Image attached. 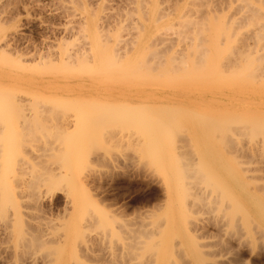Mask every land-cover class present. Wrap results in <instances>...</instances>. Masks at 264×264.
Segmentation results:
<instances>
[{"label":"rangeland","instance_id":"rangeland-1","mask_svg":"<svg viewBox=\"0 0 264 264\" xmlns=\"http://www.w3.org/2000/svg\"><path fill=\"white\" fill-rule=\"evenodd\" d=\"M77 1L79 4L77 3ZM131 1H133L134 4ZM152 1H154V3L157 2V3H155L156 4L155 12H156V9H158V7H159V10L162 9L160 11L161 13H159V10H157L156 13L154 12V16L156 14L154 22H155V25L158 26L157 30L151 32L152 34L151 33L149 34L150 40L148 42L150 44L147 43V46L146 45L144 46V47H146V49L140 48L141 51H140V49L137 50V48L139 47V46H137L138 43L134 44L133 45L134 47L131 48V47H129L132 44L130 42L133 41V39L137 40L138 37L140 36L139 34H142V32L144 33V29L142 27L147 25L148 22L150 21L149 16L151 14H149V11H151L150 9L151 8L153 9L154 5H155ZM172 1L173 2H171V0H162V1L161 0L160 1L159 0H145L144 1L145 4H142V6L145 9V11L147 9V11L145 12L146 13V19H148L149 21L148 20L146 21V19H144L143 15L141 14V12H143L144 9L142 8L143 10L141 12L139 11V9H141V7H142V6H140V4L144 3V2H142V0L141 1L139 0V3L141 2L140 4L138 3V0H0V28H1L0 29V38L1 37L5 38L6 41L8 40L7 44L8 43L10 44V45L5 44V46H3L4 45L3 43H6V42L4 39L2 40V38L0 39L1 40L0 44L3 47L2 48L0 45V50H1L0 51V95H4V97L0 96V99L3 98L2 100H4L6 98V100H4L3 102L5 103L6 108H9L8 109L9 112H10V110H12L14 108H15V112H17V113L14 112L15 114L12 112L14 115V117H13V115H11V112L9 114L8 110L6 109L7 112L5 111V114L6 115H7V113L9 114V116L7 115L8 118L11 115L12 120L10 118L8 119L5 116V119L8 120L9 123L7 121H5V122L3 121L4 123L2 122V124H3L2 125L0 122V124H1L0 127H5V129H4L5 131L2 132L3 134H0V135H2V136H0V140H1V142H0V149H1L0 153L3 151L2 154H0V163L2 161L4 162V160H5L4 158H6V157L9 160V162L7 161L8 166H7V164H5V162L4 163L2 162L3 163V164H1L3 167L2 172L4 174L5 170L9 168L8 169L9 173H7V177H8L7 179H8V184H10L9 185L10 188H12L13 192H15L14 193L15 194L14 200H15L16 206H17L18 210H20V212H19L20 215H21V213L25 214V215L22 214V216H23L22 218H23L24 223L30 224V222H31L32 223L31 225H34V222L36 225L41 220L42 222H40V223L49 222L50 223L49 225L57 226V225H62L61 223L65 222L68 219V216L66 219V217H65L66 213L63 210V208H64V206H63L64 205V196L62 197V194H56L52 198L51 197L47 198L48 197L47 195H46V197L43 196L45 193H47V191L52 190L53 188L55 189V188L63 187L61 189H64V187H66L64 190L70 191V192H75L77 187H75V185L73 183V179L79 178L80 176L91 177L92 179H95L97 181L95 183L96 185L98 184L97 185V187H98L97 192H99L100 196H104V198H106L104 200V202L106 204L110 203L111 206L109 205L108 209H112V208H113V210L116 209L115 210L116 213H115V215H113V217L107 218V223L109 224L107 226L104 222L103 223L105 225H101L100 219L96 218L97 223L95 221V224H93L91 227H87V228L85 227L86 229L84 228L83 235L80 236V238L84 237L85 240L87 239V241L90 243V245L93 244L91 246L92 247L91 251L93 254H95V258L92 261V264H110V263L111 264H113V263L118 264L119 263L118 260L120 257L118 258V255L116 257L115 256L116 254H114L115 250H117L116 248L121 246V244H124V242L130 238V235H131V237H133L135 234L134 232H137L143 228V227L141 228V224H140L141 221L142 222H148V223L149 222L153 223L154 221L157 222L158 220L163 219V217L165 216L164 212L166 213V211H167V214L170 213L171 219L176 220L179 223V225L181 227L179 229H181V232L184 233L185 235L187 234L186 233L187 231H185V230H186V228L188 229L190 225L199 224L200 222H204V224L211 222L212 218L214 216H216V214L218 215L217 212L221 213L220 207L224 206L223 203L225 204V202L223 201L224 199H221L222 197H225V194L223 193V191L224 192L226 191L227 193H228V191H231L233 193L232 195L234 197H235V194L242 191L239 189L240 186H238L239 190L237 189L238 190L237 192L234 191V190H236L235 188H237V187H235V173H239L240 176L242 174H244L241 177H242V180L244 182L246 181L245 187H247V189L249 188L250 189V190L248 189L249 191H251V192L255 191L254 193H256L257 195H259V194L261 196L264 195V168H263L264 167V160H263L264 154L262 153V151L264 150V143L261 140L254 141V139L249 140L247 138L249 140L248 142H250V144L248 143V145H247V141H246V144L244 143L246 137H243L244 141L242 140V138H240V141L238 138H236V139H238L237 142L239 144L242 143V146H243V144H245L244 147H248V146L254 144V145L258 146V148L253 147V149L257 148L256 149L257 151L252 150L253 152L254 151L257 152V153L254 152L255 154L252 153V151H251V152H249V154H250L249 156H248V154L245 155V158H243L244 155L241 156V154H240V156H241L240 158H239V154H237V157L235 158L236 155H234V157L232 156V153L234 154V152L231 153L230 150H228L229 147L226 148L227 145H226V147L222 146V143L226 144L225 142H223L222 140H221L222 141L221 142L219 138H218L219 142L216 140V137H217L216 135H218V133L215 132V130H212V134H213V136H215V138L212 137V134L210 135L209 132H211L210 130L213 128L212 125H211L210 129H207L210 126H205V125H202L203 127L201 125H180L181 127H184V128H180L183 131H181V133H179L177 135L180 136L182 134L180 138H182V137L186 138L185 140L183 138V141H182L178 136L176 137V138L180 139V141H179L180 144H184V145H180L179 143H174L172 141L173 139H176L174 136L175 135L174 133L180 132V129H178L179 131L177 130V128L180 127L178 125H175L174 127L167 125L166 126L167 128L165 127L164 129H162V131L163 130L165 131V129L168 130L167 133L163 134L164 136L162 135L163 137H165L166 134L168 137L169 134L173 130V132H174V133L172 132V136H174L173 139H172L171 135L168 137L170 140H168V139L165 140L164 138L159 139L160 137H162L161 134L159 133L160 137L157 138L158 140L156 139V141H157L156 142L155 140H152V139L150 140L149 136L152 138H155L154 136L158 132H156V134H154V136H152L153 135L152 130H149V132H146V133L144 132L143 128L145 127V129H146V126H147V129H148V128H150L149 127L150 125H140L141 127L143 126V128H141L139 125H137V126L136 125H129V128H128V125H126V126L121 125L120 123H118L119 121L117 122V117L119 116L118 115L119 112L115 109H119L122 105H124L128 102L133 103L135 101H144V102H151V103L158 105V104L163 103L164 101H167V100L170 102H181V101L188 102V103H185V105H184L185 108L197 110L201 113H204V115L220 116V117H222V116L223 117L235 116V118L237 120L240 119V121L244 122L245 125L252 124V123L254 124V122H255V124L256 123L259 124L260 122H262L264 120V72H263L264 60H262V59H264L263 58L264 55L261 56V54H260L261 52H263V54H264V47L262 45H260V44L264 45V39L261 36L264 33V29H263L264 27L262 28V26L259 25L260 23L263 24L264 20L261 18V21H263V23H262L261 21H259L260 17L258 16L259 17V19H258L257 15L255 16L249 10H247L249 12H247V11L244 12V9L246 10V8H247L245 5L246 1H248L247 3L253 4L254 7H256V6L260 7V10L262 9V12H264L263 11L264 1L259 0V2H258V0H257V2H256V0H233V1H235V2H233L231 0H225L226 2H224L223 0H220L218 2L221 5H219L216 0L215 1L211 0V3L209 2V0L208 1L204 0L205 4H206V2L210 3V4H207L205 6L203 5L204 3L201 5L202 0H200L201 2L199 0H196L195 2L193 0H190V2H189V0H172ZM260 1H261V3H260ZM127 2H128V5L130 3L132 5L130 4L128 6ZM146 2H148V3H146ZM193 2L195 4L196 3L197 4L195 5ZM213 2L215 3V5L216 4H218V5H216V6L213 5L212 4ZM220 2H222V3L224 2V4L222 5V3H220ZM150 3H151V6H153V7L150 6ZM241 4H242V6H241ZM148 5L150 7H148ZM174 5H176V7ZM191 6H194V7H191ZM198 6L201 9L204 8L201 11H205V13L203 12V14H201L202 12L200 11L201 12L200 14L203 17L207 16L208 18L205 17L206 20L211 18L210 17L211 14L213 16V18H211L212 21H215L216 19H214L215 18L214 15H217L219 13V17L222 14L221 17L224 18L225 14L228 15V13H230L228 16L231 18H229V17L227 18V19H230V23L228 22V20H226V21L228 22L229 25H233V29L236 26V29L234 31L235 36H233V37H235V38L243 37V38H241V39L239 38L238 39V40H240L239 42L236 41L238 46L234 42V44L236 45L234 47L238 51L235 49V50H233V52L235 51L236 56L239 55V56H237V59L236 58L234 59L233 58L234 54H232V55H230V58H232V60L231 59H230V61L227 60V65H226V63L223 65L229 66L228 62H230V63L233 62V59L237 60V63L234 66L235 70H236V68L238 69V67H237L238 64H240V62H241V64L239 65V70L241 68L242 69L240 71L238 70L239 72H237V73L242 75V74L247 72L246 70L250 69L251 67L253 68V66H256V64L253 65L254 62H255L256 58H259V56H261L262 57V58L260 57L261 60L259 58V59H257L258 62L257 61L256 62L257 63L262 62L261 64H259V66L262 65V67L260 68L257 64V68L258 69L260 68L261 70L262 69L263 70L259 73L260 69H259V71L258 70L255 71L256 67H254L255 69L254 68H253L254 70L252 69L253 73H250L252 70L251 71L248 70V72L245 75H242V78H244V77L246 78L247 75L249 77V75H251V74H253L252 76H255V74H256L257 76H255V77H257V79H255V77H252V76H250L249 78L247 77L248 79H241L240 75H238V78H236L234 75L236 73V71L235 72L233 71L234 72V74H232L233 76H231V74L230 75L227 74V71H225L224 66L220 65L219 63H221L220 60H222V57L224 58L225 55L229 51L225 55H223L221 57V59H217L215 62H213L212 63L213 65H211V64H210L211 66L208 65V67H210V69H208L210 72L206 69V67H207V66L205 67L206 64L205 65L203 63L200 64V65H202V67L204 65V68L206 69L204 72L205 77L202 74L204 68L200 72L201 74L197 73L199 70L197 72L195 71V70H197V68H199V67H197L198 66L197 64L200 63L199 58H198L199 55L195 56V57H197L196 59H198L197 61L199 63L197 62V64H196L197 68H194L195 66L192 68H194L196 75L198 74L201 76L200 77L196 76L195 73L192 72L193 70L190 68V66H192V65L189 64L190 61L192 62V60H193L192 57H194V55H195L192 52V50H193V48H194V50L198 49V48L195 49V46H194L195 44H198L197 46H199V48H200V45H199L200 43H199V41L197 42V40H198L197 38L199 36L197 38H195V35H192V34L195 33V32L193 33V31L195 29L201 30V29H199L200 25H201L200 27L202 28V30H204V27L202 25H203V23H205V24L207 23L205 21V19L203 20V18H202V20H201V17H202L201 15L199 17V11H197V10H200V9ZM209 6L210 7L213 6V8L215 7V9L219 8V6H220V7H222L221 10L223 9V10H225V12H222L221 10H219L220 9L219 8V9H217L218 12L213 13L210 11L211 13H209L207 10H212V7L210 9ZM225 6H227L228 8H225ZM80 7H82V8H80ZM130 7H132V8H130ZM207 7H208V9H207ZM237 7H238V9H237ZM167 8H168V12H167ZM169 8L171 9L170 11H169ZM241 8H242V10H241ZM132 9L134 12L132 11ZM205 9H207V10H205ZM231 9H232V12L235 10L234 13H236V11H237V13L240 14L239 15L236 13L237 16L234 14L235 20L236 19H242V20H240L241 22H243L244 20H247V18L250 20V18H251L250 15H252V17H254V16L257 17L256 20L254 19L255 23H257V24L259 22L260 23L258 25L254 24L253 23L254 21L252 19L251 20L252 23L250 21L249 22L251 24H254L255 26L254 25L250 26V23L246 22V24L242 23L241 24L242 26L239 24V26H241V28H238L239 26L237 25L236 22H235V26H234V24H232L233 22H231V20L234 18L233 13L231 15ZM213 11H214V9H213ZM241 11L244 12L245 14H242ZM91 12H92V14H91ZM181 12H184L183 14H185V16ZM207 12L210 14V15L208 14L209 16L206 15ZM262 12H259V14ZM223 13H224V15H223ZM246 13H248V15ZM116 14H117V16H116ZM161 14H163V15H161ZM192 14H194L195 16ZM255 14H257V13H255ZM128 15H129V18H128ZM159 15H161V16H159ZM178 15H181V16H178ZM197 15H198V17H197ZM105 16H106V18H104ZM260 16H264V14H262V15L260 14ZM91 17H95V22H99V23H96L97 26H96L95 30L98 29L97 35L102 34L103 40H101L100 42L103 41V43H101V44L104 45V47L108 46V48L107 49L105 48V49L109 50V48H110V50H112V54L115 51H116L115 53H119V54L121 52L122 54H120V55H122L123 57L125 56L124 59L119 54L114 53V55L117 56V58H118V55L122 58L121 59L119 57L120 63L122 62V60L124 61V62H122L124 65L127 63L128 66L125 68H127L128 70L131 69L129 71H131V72H133L134 70L136 72L138 71L136 74H134L135 72H133L131 74V72H129V71L127 72L126 69L124 71V68L122 70L124 71V73L125 72L126 73L123 74V72H120L121 69H119V67L118 68L116 67V69L113 68L114 70H111L110 72L108 71V73L105 71H99L100 72L99 73V72H96L97 70L95 71V69H94V71L92 70V72H88V70H86V72H85V70H82V68H81L82 66L80 67L79 63L76 64V62L73 60H72L73 62H68L71 60L67 61V58L69 59L68 55L74 54V57H75L74 52H77L78 55H81L83 53V51L85 53L90 52V50H91V39H88L87 37L83 38L84 37V34H83L84 31H82L83 30L82 26H83L84 22H87ZM186 17H188V19H190V20H191V18L192 19L195 17L196 18L194 20H191V22L194 21V23H191L190 26H187L190 22H187L188 24L186 25V23H185L186 22L185 19H187ZM189 17H191V18H189ZM217 17H218V15H217ZM226 17L227 16H225V19H226ZM125 18H126V20H125ZM159 18H161V19H159ZM198 18L201 21H199ZM223 18H221V19H223ZM128 19H129V22H127ZM188 19H187V21H188ZM107 20L110 23V24L108 23L109 26L106 23V22H108ZM131 20H132V22L130 24ZM183 20L185 22H183ZM195 20L199 24L202 23V21H204V22L199 25L195 22ZM144 21H146V23ZM240 21L239 22L237 21V22L240 23ZM257 21H259V22H257ZM133 22L134 23L137 22V23H135L137 26ZM168 23L173 24V25H170V28L172 26L171 29L169 28V26H167ZM183 23L187 27L190 28V31H191L192 27L194 28V29L192 28V33L190 31H188L189 28L188 29L185 28L186 26ZM195 23L198 26L197 25L194 26ZM114 24H115V26H114ZM192 24H193V26H192ZM76 25H78L79 27ZM101 25H103L104 28ZM106 25H107V27H110V29L112 27L113 28L110 30L109 28L106 27ZM206 25H208V23ZM263 26H264V24H263ZM140 27L142 28V31H141ZM164 27L166 28V32L168 34L167 37H169V38H165L166 36H164V35H167V34H165L166 32L164 33V31H165ZM183 27L185 29H187L185 31H187L189 33H186L184 31ZM195 27H198V28H195ZM255 27H259V28H255ZM68 28H72V29H68ZM100 28H102V29H100ZM161 28H163V29H161ZM206 28H208V27L206 26ZM246 28L247 29L249 28L248 30L250 32H248V30ZM253 28L257 32V35H256V33H254L255 31ZM103 29H105V30H103ZM135 29H137V30H135ZM180 29H181V31H180ZM250 29H253V30H250ZM258 29H260V30H258ZM109 30H110V32H109ZM158 30L160 31V34H162L163 37L161 35H159V36H161L164 39H162V38L160 39V37L158 35H156V34H158V32H157ZM162 30H164V31H162ZM171 30L174 32V34H172L173 32H171ZM177 30L180 32H178ZM236 30H237V32H236ZM105 31H108V32H105ZM242 31H243V34H242ZM259 31H262L263 33L259 32ZM98 32H99V34H98ZM101 32H103V33H101ZM124 32H125V34H124ZM94 33H96V32L94 31ZM108 33H109V35H107ZM196 33H197V31H196ZM207 33L208 32L203 33V35L204 34L206 35V36H204L206 38L209 35ZM260 33H261V35H258ZM118 34H120V37H117ZM180 34H181V36H180ZM187 34H188V36H187ZM9 35H11V36H9ZM183 35H185V37ZM238 35H242V36H238ZM105 36L108 38H106ZM115 36L117 37V39L120 38L121 41H122V39H124V40L122 42L120 41L121 42L120 43L116 39ZM130 36H134V37L132 38ZM186 36H187V38H186ZM212 36H213V34H212ZM212 36H211V38H212ZM102 37H101V39H102ZM135 37H136V39H135ZM156 37H159V39L157 40ZM182 37L184 40H182ZM73 38L75 41L73 40ZM114 38H115V40H114ZM151 38H152V40H151ZM256 38H260L262 40L257 41ZM84 39H85V43H84ZM104 39H105V41L106 40H108V41L105 42ZM153 39H156V40H153ZM166 39L171 40L170 41L171 44L168 42L169 40L166 41ZM189 39H191V41ZM76 40H78L79 42ZM126 40H127V42H126ZM160 40L161 41L165 40V44H166V42H168L169 44L167 43V46H169V45L170 46L167 47V49H166V46L164 45V41L161 42ZM235 40H237V39H235ZM2 41H4V42L2 43ZM124 41L126 43H128V41H129L130 44L129 43L126 44ZM158 41H160L159 45L162 43L163 44L160 46L157 45ZM72 42H74V44H73L74 46L72 45ZM104 42H105V44L107 43L106 44L107 46L104 44ZM152 42H153V45L155 44L154 46L152 45ZM156 42H157V44H156ZM239 43H240V45H239ZM242 43H243V45H242ZM254 43L255 44L258 43V44L255 45ZM76 44L78 46L80 45L79 48ZM116 44H118V45H116ZM125 44L128 46H126ZM192 44H193V48L191 50L190 46L192 47ZM245 44H247V45H245ZM250 44L251 45L253 44L252 45L253 47ZM81 45L82 46L84 45V48ZM124 45L126 47H124ZM188 45H190V46H188ZM208 45L210 47V44H208ZM221 45H225L223 47L225 50L226 49L230 50V48L226 47L227 46L226 44H220V46ZM6 46H7V48H4ZM9 46H11V47H9ZM201 46H202V48H200L199 51H202L205 48L203 45H201ZM207 46H206V48L209 51L208 54L210 56L213 54L212 48H209ZM211 46H213V45H211ZM8 47H9V49H8ZM123 47L126 48L125 49L126 51L123 50L124 49ZM127 47L129 49L131 48V50L128 51L129 49ZM149 47H151V48H149ZM182 47H184L185 49ZM234 47H232V48L234 49ZM246 47H248V49H246ZM69 48L72 50H70ZM147 48L150 50H147ZM158 48H160V50ZM161 48L164 50L166 49L165 50L166 53L165 52H164L165 54L161 53L160 59L163 58L164 55L166 57H164V59H161L159 63L153 64L154 60L156 62L155 58L160 56V52L164 51V50H161ZM221 48H222V46H221ZM221 48H219V49H221ZM255 48H256V50H255ZM84 49H86V50H84ZM188 49L192 52V55H190V56H192L191 57L192 60H190V61H188V58L190 59V56L187 55L189 53ZM213 49H214V47H213ZM77 50L80 52V54ZM87 50H89V51H87ZM117 50H118V52H117ZM119 50H120V52H119ZM157 50H158L159 54H155L156 56L152 55L150 57L147 54L148 52L152 54V52H155V51L157 52ZM248 50L250 53H248V54L245 53V51H248ZM2 51H4V52H2ZM70 51H71V54H70ZM109 51H108V54L110 55L111 51H110V53H109ZM182 51H184L185 53ZM239 51L243 55L247 54L246 58H245V55L243 56V58H245L244 61L242 60V58H240V57H242V55H240L238 53ZM124 52H126V53L129 52V53H127L125 55ZM256 52H257V54H256ZM64 53H66V54L69 53V54L67 56H65L66 54H64ZM140 53H142L143 55H141ZM195 53L199 54L197 51ZM88 54H90V56L92 55L91 53H88ZM145 54H147V57ZM180 54L182 56H180ZM31 55L32 56L35 55L34 58H31L32 57ZM114 55H113V57H114ZM133 55H134V61H133V63L131 62L132 68H130L131 66L128 63L130 62ZM248 55H249V57H254L255 60H252V61L249 60L250 58L248 57ZM255 55H257V56H255ZM139 56H140V58H139ZM141 56H144L145 59L147 58L146 60L145 59L144 60H145V62L149 61V62H147L149 67H150V65L152 66V64H153V65H155V67L157 66L156 69H155V67L152 66V68H151L152 70L149 69V70H151V72L150 71L147 72L146 67H148V66H142L141 65L144 61L143 59L141 60V58H142ZM169 56L170 57L173 56L174 57L173 60H171L172 57L169 59ZM186 56H187V58H186ZM128 57H129V59H128ZM181 57H183V58L185 57L184 61L187 59L185 61L186 64L183 60L182 61L180 60V59H182ZM4 58H5V60H4ZM71 58L73 59V56ZM77 58L78 57H75V59H77ZM90 58L91 59L89 60L88 64H90L92 66L93 65V58H92V56ZM148 58H149V60H148ZM150 58H151V60L152 59H154V60L152 61V64L149 65V63H151ZM177 58L180 62L176 61ZM227 58L229 59V56L225 57V59H227ZM126 59L129 62L128 61L126 62L125 61ZM136 59H137V63H136ZM225 59H223L222 61L226 62ZM238 59H241V60L238 61ZM251 59H253V58H251ZM50 60H54L51 62H53V63L55 62V63L54 64L49 63ZM63 60H66L65 63ZM138 60H141V62H139ZM158 60L159 59H157V61ZM170 60L172 62H174V61L178 62L180 67H179V65L176 67V65L178 63L172 64V62ZM245 60H247V61L249 60V62H246ZM168 61L170 62V64ZM164 62H165V64H164ZM181 62H182V64H181ZM194 62L196 63L195 59H194ZM224 62H222V63H224ZM66 63H67L68 68H66V66H63V67H65V70H64L62 65L66 64ZM68 63H71V65ZM139 63H140V66H139ZM161 63L164 65H162ZM208 63H210V62L207 61V64ZM244 63H245V65H244ZM251 63H252V65H251ZM156 64H158V65H156ZM168 64H169V66H168ZM233 64H234V62H233ZM46 65H48L49 67ZM68 65H70V66H68ZM74 65H75V67H74ZM90 65H88V66H90ZM133 65H134V67H133ZM173 65L175 66V68H172ZM241 65H243V66H241ZM248 65H249V67L250 66L251 67L250 68L247 67ZM170 66L172 69H175L174 73L172 71H170V70H172L170 68ZM218 66L221 68H224L223 70L225 71L224 74H226V77H224L225 75L223 74L222 70H219V71H222L221 73H218L219 71L214 70V71H216L215 73H218L219 78L217 77V75L215 73L214 74L212 73L213 69L219 68ZM69 67L71 69L73 68L75 70L72 71L71 69H69ZM77 67H80L81 68L80 70H82L83 72L80 70L76 71ZM234 67H231V69L229 67V71L230 70L232 71V69ZM160 68H161V70H159ZM164 68H165V70H164ZM176 68L178 70H180V68H181L184 75H183L182 71H177ZM183 68H184V70H183ZM187 68L188 69L190 68V69L187 70ZM66 69H68L69 71ZM140 69L143 71L145 70L146 73H145V71L142 72ZM154 69H155V71H153ZM199 69H201V68H199ZM139 70L144 74L141 75L142 73L140 72L141 73L140 74ZM168 70H169V73H172L171 75L169 73L166 75L163 74L165 72L167 73ZM190 70H192L191 72L194 73L195 76H191L192 74L190 75L187 73L188 71H189V73H191ZM226 70H228V67H226ZM89 71H91V70H89ZM206 71H207V73H206ZM257 71L259 74L254 73ZM155 72H157V73H155ZM175 73H180V74H175ZM230 73H232V72H230ZM207 74H211V76L210 75L207 76ZM222 74L224 76H222ZM153 75H155V76H153ZM167 75H169V76H167ZM172 75L173 76L175 75L176 77L175 76L173 77ZM180 75H182V76H180ZM202 75H203V77H202ZM227 76H231V77H229L227 79ZM236 76H237V74H236ZM260 76H262V78H260ZM189 77H191V78H189ZM215 77H217V79ZM222 77H224V79ZM250 78H252L253 81ZM249 80H251V81H249ZM261 81H263V82H261ZM4 93H6L7 96ZM12 96H15V97H12ZM9 97H11V98H9ZM7 99H9V102L7 101ZM10 100L13 102V104L15 103L13 106L14 108L12 107L13 104ZM33 100H35V101H33ZM62 100H64V101L69 100V102H71L72 105H66V106H71V107H68L69 109H67L63 105L62 102H61L62 105L60 107L58 102L62 101ZM40 101L41 102L43 101V103H41ZM0 102L2 105L3 102L2 101H0ZM34 102L36 104L38 103L39 105L38 104L35 106L32 105V104H35ZM8 103L10 106H8ZM46 103H48V104H46ZM54 103L56 104L55 106H54ZM78 103H81L83 105H80ZM30 104L33 106L32 107L33 109L31 108ZM41 104H43L45 106L43 107V106H41ZM91 104H93L94 107H92ZM15 105L17 107H19L20 110L22 108L23 112L21 110L22 113L21 112L19 113L17 111L18 108H16ZM57 105L59 106V108H62V106H64V108L67 109L68 112L65 111V109H64V112H66V113H64V112H62V113H64L67 116V118L65 115H63L64 117L61 116L62 115L61 114L59 116V118L57 117V124H55L56 119L53 116L57 115L58 111L56 112V114H54L53 111H56V108H58ZM169 105L172 106L171 103H169ZM3 106H4V104L0 107V109L1 108L4 109ZM51 106H54V108L51 109ZM74 106L76 109L77 108H83L85 110L86 116H88L90 114V112H92V111L94 112V113L92 112L94 115L92 113H91V115H93V116L96 115V116L95 117L90 116L91 118H88V119H91V121L89 122L88 125H80V123L78 122L79 120H77L78 119V111L75 110ZM11 107H12V109H10ZM34 107H36V109L39 112L42 111L41 109H44V108H46L45 111L46 110L47 111L53 110V111H50L51 113L53 112V114H52L53 116L50 115V113L48 116V115H46V114H48V112L46 113L43 111L44 112V114H43V116H44L43 117V121H44L43 126L44 127L43 126L42 127L44 128V130H41L43 128L40 126V125H42V123H41L42 122L41 121L42 116L39 114H42V112H40V113L38 111L36 112L35 111L36 109H34ZM37 107L41 108V109H38ZM97 107H101L104 109H102V111L101 110L99 111ZM105 107H107V109H109V110H107ZM109 107H111L113 109H111ZM59 108H58V110H61ZM86 108H87V110H86ZM90 108H92L93 110H91ZM2 109H1V111H3ZM110 109L113 111H116L117 114L115 112L113 114L112 113L113 111L111 112ZM30 110H32L34 112H32ZM27 111H29V113ZM105 111H108V113ZM98 112H100V116H102V118H104L106 115H115L116 114L115 115L116 121L114 120V122L117 123L116 128H115L116 123L114 124V122H112V123L108 124L105 122L104 119H99L100 116L97 114ZM109 112H110V114H109ZM18 113H19V115H18ZM20 114L22 115V117ZM17 115H18V117H21L23 121L25 119H28L29 121H27V123L31 121L30 124L28 123L29 124L28 127H27V125L25 126L22 124L23 121L21 120V118H18ZM28 115H30V116L32 115V116L28 117ZM35 115H38V116H35ZM34 116L36 117V119H38L37 117H39V119L37 120V121H39V120L41 121V122L40 121L38 122L39 126H38V124L34 126V122H37L36 120L33 121V119H35ZM40 116H41V118H40ZM69 117H70V119H68ZM51 118H53V119H51ZM95 118H98V119L96 120ZM46 119H48V120H46ZM61 119H62V122H61ZM236 119H235V121H236L235 125H237V124L239 125L240 122L237 123ZM51 120H53V121H51ZM63 120H64V123H63ZM68 120H69V122H68ZM73 120H74V122H73ZM95 120H96V122H99V123L93 122ZM99 120L102 122H100ZM247 121H248V123H246ZM32 122H33V124H32ZM48 122L52 125H50ZM91 122H93L92 123L93 125H90ZM44 123L48 124L49 126L45 125ZM65 123H67V125ZM103 123H104V125H107V127L104 126ZM4 124H8V125L11 124L10 126H12V127L9 126L10 127L9 128L8 125L4 126ZM96 124H98V125H96ZM101 124L103 127H100ZM118 124H120V125H118ZM241 124L244 125L243 123H240V125ZM260 124L263 125L264 121ZM22 125L25 127V129L23 128ZM235 125H233V126H235ZM21 126L23 129L21 128ZM117 126H119L120 128ZM123 126H125L126 129H123L124 128ZM132 126H135V128L136 127H140V128L135 129ZM151 126H153V125H151ZM168 126L171 127L170 131H169ZM7 127L9 128V130ZM26 127H27V130L30 129V131L27 132ZM45 127H47V128H45ZM153 127L157 128L156 125H154ZM175 127H177V128L175 129ZM11 128H12V130H11ZM39 128H41V129L38 130ZM56 128H57V130H56L57 134L60 133L58 135L56 134V132L53 133V131H55ZM92 128H93V130H92ZM97 128H101V129H97ZM47 129L48 130L51 129L50 130L51 133L49 132L50 133L49 136H51L52 134H55L52 136L55 137L57 135L58 139H55V138L53 139V138H51L52 136L49 138L47 133L44 134V131L45 132L48 131ZM107 129H108V131H107ZM185 129H186V131H185ZM205 129L208 130V131H206V135L204 133ZM22 130H24V131H22ZM104 130H106V131H104ZM21 131H22V133H24V135H22V133L20 134ZM41 131L43 132L42 134H44L45 137H44V135L41 134ZM58 131H60V132H58ZM138 131L140 133L136 134V132H138ZM145 131H148V130H145ZM9 132H11V133H9ZM29 132L31 133L32 137L27 135ZM4 133H6V134L4 135ZM97 133H99V134H97ZM129 133H130V135H129ZM147 133H151L152 135L151 134L147 135ZM153 133H155V132H153ZM207 133H208V135H207ZM8 134L9 135L12 134V136H13V134H15L14 140H13V138L11 140L12 136L8 137ZM63 134L68 135L70 138H68V136L66 137ZM77 134H78V136H77ZM233 134H235V132ZM18 135H20V136H18ZM21 135L23 137L24 136L25 137L23 138ZM33 135L35 137H33ZM60 135H61V138L64 137V141H62L63 138L61 139ZM111 135H112V137H111ZM3 136L5 137V139H2ZM138 136H139V138H138ZM205 136H206V138H205ZM20 137H22V138H20ZM27 137L29 138V140H31V142H29L28 139H25ZM38 137L41 138V139L39 138V141H38ZM156 137H158V136L156 135ZM167 137H165V138H167ZM218 137H220V136L218 135ZM233 137L235 138V136H233ZM238 137H241V136L238 135ZM34 138H36V139L33 140ZM46 138L47 139L49 138V140H47ZM6 139L7 140L10 139V143L9 142L7 143ZM23 139H25V141ZM189 139H191V141H189ZM5 140H6L5 143H7L6 145L4 143ZM90 140H92V141H90ZM161 140H163V141H161ZM178 140H175V141L178 142ZM233 140H234V144H235V139H233ZM46 141H48V143ZM18 142H20V144L22 146L21 145L19 146ZM25 142L27 144H25ZM187 142L189 144L191 143L189 145L190 147L191 146H193V147L190 148L189 146H187L188 145V144H186ZM220 142H221V144H220ZM255 142H257L258 145ZM44 144H46L47 146L49 145V147H46V145H44ZM259 144L261 147L259 146ZM8 146H9V148H8ZM184 146H186V147H184ZM262 146H263V148H262ZM45 147L50 148L49 149L50 151H48V150L45 151L44 150ZM139 147H141V148H139ZM179 147H181V148H179ZM223 147H225V148H223ZM21 148H22V151H21ZM23 148H24V150H23ZM5 149H6V152H5ZM179 149H180V151H179ZM184 149H186V151L193 149L191 151V153L193 152L192 156L193 157L195 156L193 158L194 161L192 162V163H194L193 166L197 165V167L199 168L200 165L198 166V164H201L202 165V166H200L201 172L203 171L202 168H204V173L202 172L203 174H202L201 178L205 174L207 176V178L204 177L205 180L203 182H195L196 181L195 180L194 183L197 184V185H194L195 188L197 189L198 187H204V188L208 189V191L210 189L209 193L213 192L214 194L217 193V195H218V202L212 206L213 209H211V210H209L207 208L202 209L204 202L199 201L197 199V197H194V196L191 197L190 195L188 196V194L184 195L187 193L188 190H186L187 184H186V188L183 187V184L186 181H189V178L186 181H185L186 178H184V180H183V175H182L183 172H181V171H183L181 169V167L182 168L185 167V166L183 167V165H182L183 159L181 158V154H182V152H184L183 151ZM261 149H262V151H261ZM234 150H235V147H234ZM258 151H260L262 155ZM4 152L5 153L8 152V155L5 154ZM197 152H198V154H197ZM177 153H179L180 155ZM16 154H18L20 156H18ZM252 154L254 156H252ZM3 156H4V158H3ZM182 156L184 158L185 155L182 154ZM18 157L20 158L19 161H21V159H24L23 161L27 160L26 165L22 161L19 162ZM241 158H243V159H241ZM260 159H261V161H260ZM235 160H236L237 164H235ZM247 160L249 161V163ZM17 161L19 163H23L21 165L22 166L24 165V166L21 167V165ZM186 161L187 162H185L184 164L187 163V165H188V159H186ZM238 161L239 162L241 161L240 162L241 164L239 163L241 166L238 164ZM4 164H5V166H4ZM16 165H18L19 169L17 168ZM180 165H182V166H180ZM191 165L192 164H190V166ZM203 165H206V166L203 167ZM207 166H208V168H207ZM239 166H240V168H239ZM24 168H26V169L24 170ZM57 168H58V170H57ZM205 168H206V170H205ZM229 168H230V171H229ZM54 171H56V172H54ZM206 171L209 173H207ZM180 172H181V174H180ZM216 173H217V176L214 175ZM245 174H246L247 178L244 177ZM16 175H18V176H16ZM37 175L39 176V178ZM56 175H58V176H56ZM154 177H156V178L154 179ZM157 177H159V180L157 179ZM36 178H37V181H36ZM64 178H65V180H64ZM67 178H68V180H67ZM201 178H200V181H201ZM41 179H42V181H41ZM15 180H16V182H15ZM29 180H32V181H29ZM51 180H52V182H51ZM28 181L30 183H32L34 181L33 185L30 184ZM159 181L165 182V184L169 187L171 192L177 191V188L175 186L179 183L181 184L182 189L184 188V191L182 190V194L179 196L177 202L172 203V201H170V202L164 201L165 198L162 195L163 192L160 191L161 190L160 185H158ZM50 182H51V184H50ZM62 182H65V183H62ZM190 182L192 183L193 180H191ZM209 183H211V184L209 185ZM180 184H179V187H180ZM246 184H248V185L246 186ZM213 186H215L214 190H212ZM101 187H102V189H101ZM242 187H244V186H242ZM254 188H256V189H254ZM29 189L30 190L32 189V190L30 191ZM222 189H223V191H219ZM33 190H34V192H33ZM18 191L19 192L21 191L22 193L21 192L19 193ZM37 191H39L41 194L37 193ZM154 191L157 194V196L159 195L157 197L158 199H156V200L152 199L148 202L142 201V198L144 196H148V194L150 192L154 193ZM160 192H162V193H160ZM262 192H263V194H262ZM35 193H36V195H35ZM20 194H21V196H19ZM221 194H223L224 196H222ZM37 198L41 199V201H42L41 204H44L43 207H42V205L40 207L39 206L37 207V205L35 204V201H34ZM48 199L50 200V202ZM225 201L227 203V200H225ZM77 204L79 205L78 201H77ZM83 207L85 210L82 209L80 212L78 211L77 215H75L73 218L70 217L68 219V222H70L71 220H74L77 223H85L87 218H89V216H88L89 214L94 215V212L92 211V209L88 210L89 209L88 207H86V208H85V206H83ZM28 208H30V209H28ZM190 209H192V211ZM11 210L9 213H11ZM96 211H98V210H96ZM25 216H27L26 218H28V219L30 218L29 223H27L28 220L25 219ZM33 217L36 218V220L38 218L39 220H37V221H39V222H37ZM79 218H80V220H78ZM85 218H86V220H85ZM32 219H34V221H32ZM98 220L100 221V223ZM126 222L129 224H127ZM1 223L2 222L0 220V264H6V263L11 264L12 260L14 261V259H13L12 255L10 254V252L8 250L7 251L5 250V249H7L5 247L9 246V245H7L9 242V239L5 237L7 235V234L5 235V233H6L5 230H4V233H2L4 226H1L3 224V223L2 224ZM53 223H55V224H53ZM135 223H137V224L135 225ZM125 224L128 226V228ZM138 224H140L141 229L137 228V227H139ZM200 224H203V223H200ZM187 225H189V226H187ZM123 226H124V228H123ZM104 227H105V229L107 228V229H110L112 231V232H110V234L108 236L109 239H107L109 242L111 241V243L106 242V245H101V244H98L97 237L99 236L100 231L102 232L101 229ZM133 228H137V229L134 230ZM132 229H133V231H131ZM121 230H123L124 232ZM212 232H214L213 229H212ZM1 234H4L3 236L5 237L4 238L5 241H2L3 236ZM123 237H125V238H123ZM117 238L119 241H117ZM6 239H8L7 243H6ZM124 239H126V240H124ZM215 239H217V238H215ZM80 240L81 239H79L78 241H80ZM114 240H116V241H114ZM11 241L12 240H10V242H9L10 245L12 244ZM2 243H4V244H2ZM118 243H119V245H117ZM4 245H5V247H4ZM107 245L109 247L114 246L115 249H114V247H113V249H110L111 247L110 248L108 247L109 249L107 248V250H105L106 248L104 247L105 249L103 248L104 249L103 250L102 246L107 247ZM116 246H118V247H116ZM1 247H2V249H3V247L5 248L4 251L1 249ZM99 248H101L100 249L101 251L99 250ZM93 250L95 253L93 252ZM95 250H98V251H95ZM110 250H113L114 253L113 252L110 253ZM6 252H9V253L7 254ZM97 252H98V254H97ZM99 253H101L100 255H103L104 257L102 258V256H100L99 258H97V255H99ZM105 254L107 257H105ZM7 255H10V256L8 257ZM111 255L112 256L114 255L115 257H112ZM95 259L96 260L98 259L99 262L101 260V262L98 263V262H96ZM116 259H117L118 263L115 262ZM260 260L262 262H264V258H262ZM255 261L257 264L261 263V262L259 263V259L258 260L256 259ZM8 262H10V263H8ZM23 263H24V260H23ZM261 264H264V263H261Z\"/></svg>","mask_w":264,"mask_h":264},{"label":"bare ground","instance_id":"bare-ground-1","mask_svg":"<svg viewBox=\"0 0 264 264\" xmlns=\"http://www.w3.org/2000/svg\"><path fill=\"white\" fill-rule=\"evenodd\" d=\"M141 1V0H140ZM145 1V0H144ZM143 0H142V2H144ZM160 1V0H159ZM162 1V0H161ZM194 2L196 1V0H193ZM200 1V0H199ZM205 1H208V0H205ZM215 1V0H214ZM217 2L218 1H220V0H216ZM224 2H226L225 0H223ZM231 1H233V0H231ZM264 1V0H263ZM88 2V1H87ZM129 2V1H128ZM128 2H127V5H128ZM132 3H133V1H131ZM153 3H154V1H152ZM151 2V3H152ZM168 2V1H167ZM171 2H173L172 0H171ZM178 2V1H177ZM189 2H190V0H189ZM193 2V3H194ZM201 2V1H200ZM209 2L211 3V0H209ZM207 3L206 2V4L204 3V0H202V2H201V5L203 4L204 6L205 5H207V4H210V3ZM216 2V3H217ZM224 2L222 3V2H220V3H222V5L224 4ZM233 2H235V1H233ZM232 2V3H233ZM248 1H246V3H245V5H246V10L244 9V12L245 11H247V10H249L250 12H252V14H254L255 16L257 15V17L259 16L260 17V19H259V17H258V19H259V21H261V18L264 20V16H260V14L262 15V14H264V12H262V9L260 10V7H254L253 6V4H250V3H247ZM250 2V1H249ZM256 2H257V0H256ZM255 2V3H256ZM258 2H259V0H258ZM77 3H78V1H77ZM138 3H139V0H138ZM141 3V2H140ZM139 3V4H140ZM146 3H148V2H146ZM151 3H150V6H151ZM155 3H157V2H155ZM154 3V4H155ZM170 3V2H169ZM192 3V2H191ZM228 3V2H227ZM241 3V2H240ZM243 3V2H242ZM260 3H261V1H260ZM76 4V3H75ZM79 4V3H78ZM81 4V3H80ZM106 4V3H105ZM131 4V3H130ZM129 4V5H130ZM134 4V3H133ZM142 4H145V2L144 3H141L140 4V6H142ZM153 4V5H154ZM165 4V3H164ZM167 4V3H166ZM177 4V3H176ZM195 4V3H194ZM197 4V3H196ZM195 4V5H196ZM213 5H215V3L213 2L212 3ZM218 4H219V2H218ZM218 4H216V5H218ZM230 4V3H229ZM258 4V3H257ZM109 5V4H108ZM128 5V6H129ZM132 5V4H131ZM163 5V4H162ZM168 5V4H167ZM215 5V6H216ZM219 5H221V4H219ZM240 5V4H239ZM77 6V5H76ZM134 6V5H133ZM132 6V7H133ZM139 6V5H138ZM137 6V7H138ZM139 6V7H140ZM149 5H148V7H150ZM164 6V5H163ZM173 6V5H172ZM175 7H176V5H174ZM187 6V5H186ZM190 6V5H189ZM200 6V5H199ZM198 6V7H199ZM241 6H242V4H241ZM79 7V6H78ZM132 7H130V8H132ZM147 7V6H146ZM151 7H153V6H151ZM155 7H156V4L154 5V8L152 9H150L151 11H149V14H151L149 17H150V21L148 20V19H146V11H147V9H146V11H145V9L143 8V6L141 7V9H139V11L141 12L143 9H144V13L143 12H141V14L143 15V17H144V19H146V21L148 20L149 22H148V24L147 25H145L144 27H142L143 29H144V33L142 32V34H139L140 36L138 37V39L137 40H134L133 39V41H131L130 43H132L129 47H131V48H133L134 46V44H136V43H138L137 44V46H139L138 48H137V50H139L140 48L141 49H143V48H145L146 49V47H144L145 45L147 46V43H149L148 41L150 40L149 39V34L151 33V32H153V31H156L157 30V25H155V16H156V14H155V16H154V12H155ZM174 7V8H175ZM191 7H194V6H191ZM212 7V10H207L208 9V7H207V9H205V10H207L209 13H211V12H218L217 11V9H219V10H221V8L222 7H220L219 6V8H216L215 9V7L213 8V6H211ZM211 7L209 6V8L211 9ZM244 7V6H243ZM80 8H82V7H80ZM129 8V9H130ZM134 8V7H133ZM143 8V9H142ZM162 8V7H161ZM225 8H228L227 6H225ZM164 9V8H163ZM176 9V8H175ZM184 9V8H183ZM192 9V8H191ZM195 9V8H194ZM199 9L200 10H197V11H199V17H200V15L201 14H203V12L205 13V11H201L202 9H204V8H200L199 7ZM213 9H214V11H213ZM237 9H238V7H237ZM124 10V9H123ZM135 10V9H134ZM157 10H159V7H158V9H156V12H157ZM162 10V9H161ZM161 10H159V13H161L160 11ZM171 9L169 8V11H170ZM241 10H242V8H241ZM132 11H133V9H132ZM138 11V12H139ZM183 11V10H182ZM186 11V10H185ZM192 11V10H191ZM196 11V10H195ZM202 13H201V12ZM211 11V12H210ZM222 12H225V10H221ZM230 11V10H229ZM228 11V12H229ZM235 11V10H234ZM234 11L232 12V9H231V15H232V13H233V16H234V14L237 16V14H239V13H237V11H236V13H234ZM249 11H247V12H249ZM263 11H264V8H263ZM124 12V11H123ZM129 12V11H128ZM134 12V11H133ZM155 12V13H156ZM167 12H168V8H167ZM174 12V11H173ZM172 12V13H173ZM207 12V14L206 15H208L209 13ZM240 12V11H239ZM244 12H242L241 11V13L242 14H245ZM259 12H262V13H260L259 14ZM122 13V12H121ZM130 13V12H129ZM166 13V12H165ZM182 14L184 13V12H181ZM180 13V14H181ZM201 13V14H200ZM255 13H257V14H255ZM72 14V13H71ZM91 14H92V12H91ZM168 14V13H167ZM221 14V13H220ZM230 13H228V15H229ZM247 15H248V13H246ZM259 14V15H258ZM131 15V14H130ZM161 15H163V14H161ZM161 15H159V16H161ZM184 16H185V14H183ZM192 15H194V14H192ZM210 15V14H209ZM208 15V16H209ZM218 15V17H219V13L217 14ZM217 15H214L215 16V18L214 19H216L215 21H212V19L211 18H213V16H212V14H211V18L210 19H208V20H206V18H208L207 16H205V17H203L202 15V17H201V20H202V18H203V20L205 19V21L208 23V25H206L205 23H203L204 21H202V23H203V27H204V30H202V28L200 27L201 25L200 24H202V23H198V22H196V20H195V22L197 23V24H199L200 26H199V29H201V30H196L197 31V33H196V31L194 30L193 31V33L194 34H192V35H195V38H197L198 36V40H197V42L199 41V45H200V48H202V46L201 45H203L205 48L202 50V51H199V46H197L198 44H195L194 46H195V49L196 48H198V49H196V50H194V48H193V44H192V47L190 46V45H188V46H190V48H191V50H192V48H193V50H192V52L195 54L194 55V57H192V56H190V55H192V52L189 50V53L187 54L188 56H190V59L188 58V61H190V60H192V62L190 61L189 62V64L190 65H192V66H190V68L193 70H190V72L192 71V72H194L195 73V75H196V72L197 73H199V74H201L200 72L203 70V68H204V65H205V67H206V69L208 70V69H210V67H208V65L209 66H211V65H213L212 63L213 62H215L217 59H221V57L223 56V55H225L228 51V53L225 55V57H228L229 56V59L227 58V59H225V57L223 58L222 57V60L223 59H225L226 60V62H224V61H222V60H220V62L221 63H219L220 65H223V64H225L226 63V65H227V60H229L230 61V59L232 60V58H230V55H232V54H234L233 55V58L235 59H237V56H239V55H235V51L233 52V50H235L236 48L234 47V46H236L235 44H234V42L236 43V41H240V40H238L239 38L241 39V38H243V37H237V38H235V37H233V36H235V33H234V31H235V29H236V26H235V22L237 23V25L239 26V24L241 25L242 23H244V24H246V22H251L252 23V19H253V23L254 24H257V23H255V20L257 19V17H252V15H250L251 16V18H250V20L247 18V20H244L243 22H241L240 20H242V19H236L235 20V16H234V18L231 20V22H233L232 24H234V26H235V28L233 29V25H229L228 24V22L230 23V19H227L229 16L228 15H224V13H223V15H224V18L223 17H221L222 16V14L220 15V17L218 18L217 17ZM240 15V14H239ZM75 16V15H74ZM116 16H117V14H116ZM126 16V15H125ZM178 16H181V15H178ZM195 16V15H194ZM225 16H227L226 17V19H225ZM103 17V16H102ZM112 17V16H111ZM133 17V16H132ZM158 17V16H157ZM164 17V16H163ZM183 17V16H182ZM197 17H198V15H197ZM241 17V16H240ZM99 18V17H98ZM101 18V17H100ZM104 18H106V16L104 17ZM110 18V17H109ZM128 18H129V15H128ZM181 18V17H180ZM185 18V17H184ZM187 19H188V17H186ZM189 18H191V17H189ZM196 18V17H195ZM195 18H191V20H194ZM218 18V19H217ZM221 18H223V19H221ZM229 18H231V17H229ZM238 18V17H237ZM246 18V17H245ZM115 19V18H114ZM118 19V18H117ZM116 19V20H117ZM122 19V18H121ZM136 19V18H135ZM157 19V18H156ZM159 19H161V18H159ZM187 19H185V21L183 20V22H185L186 23V25L188 24L187 22H190L187 26H190L191 25V23H194V21H192L191 22V20L190 19H188V21H187ZM255 19V20H254ZM104 20V19H103ZM109 20V19H108ZM107 20V21H108ZM125 20H126V18H125ZM137 20V19H136ZM198 20L199 21H201L199 18H198ZM211 20V21H210ZM226 20H228V22L226 21ZM234 20V21H233ZM98 21V20H97ZM100 21V20H99ZM111 21V20H110ZM115 21V20H114ZM146 21H144L145 23H146ZM157 21V20H156ZM240 21V23H238V22ZM259 21H257V22H259ZM105 22V21H104ZM127 22H129V19H128V21ZM131 22H132V20L130 21V24H131ZM249 22V23H250ZM262 23H263V21H261ZM82 23V22H81ZM96 23H99V22H95V17H91L87 22H84V24H83V26H82V28H83V30L82 31H84L83 32V34H84V37L83 38H85V37H87L88 39H91V50H90V52H88V53H91L92 55V58H93V65L91 66L90 64H88V62H89V60L91 59L90 57V54H88V53H85L84 51H83V53L81 54V55H78L77 54V52H74L75 53V57H78L77 59H75V57H74V54H71V51H70V54L73 56V59L71 58L72 56L71 55H68V54H66V53H64V54H66L65 56H67L68 55V57H69V59L67 58V61L68 60H71V61H68V62H73V61H75L76 62V64L77 63H79V65H80V67L82 68V70H85V72H86V70H88V72H92V70L94 71V69H95V71L96 72H99V71H105V72H107L108 73V71L110 72L111 70H114V69H116V67L118 68L119 67V69H123L124 68V71H125V69H126V71L128 72L129 70H131V69H127V68H125V67H127L128 65H127V63L124 65L122 62H124L123 60H122V62L120 63L119 61V57L120 56H122V55H120V54H122L121 52H120V50H119V52H120V54L119 53H115V52H113V54H112V50H110V48H109V50L111 51V53H110V51L109 50H106L107 48H108V46L105 44V42L106 41H108V40H106L105 41V39L106 38H108V37H104L105 39H104V44L107 46V47H104V45H102L101 43H103V41L102 42H100L101 40H103V37H102V34L100 35L99 34V32H98V34L99 35H97V30H95L96 29V26H97V24ZM107 23V25H108V23H109V21L108 22H106ZM134 23V22H133ZM135 23H137V22H135ZM134 23V24H135ZM172 23V22H171ZM169 24L168 23V25L167 26H169V28H170V25H173V24ZM180 23V22H179ZM194 24V26H196L197 24ZM250 23V26L251 25H254V24H251ZM260 23V22H259ZM258 23V24H259ZM77 24V23H76ZM110 24V23H109ZM113 24V23H112ZM121 24V23H120ZM175 24V23H174ZM184 24V23H183ZM257 24V25H258ZM264 24V23H263ZM263 24H259V25H261L262 26V28L264 27L263 26ZM100 25V24H99ZM105 25V24H104ZM107 25H106V27H107ZM117 25V24H116ZM136 25V24H135ZM141 25V24H140ZM139 25V26H140ZM178 25V24H177ZM185 25V24H184ZM185 25V26H186ZM205 25V26H204ZM73 26V25H72ZM76 26H78V25H76ZM102 27H103V25H101ZM109 26V25H108ZM114 26H115V24H114ZM137 26V25H136ZM135 26V27H136ZM184 26V27H185ZM185 27V28H189V27ZM192 26H193V24H192ZM198 26V25H197ZM206 26L208 27V28H206ZM237 26V27H238ZM242 26V25H241ZM241 26H239L238 28H241ZM255 26V25H254ZM79 27V26H78ZM99 27V26H98ZM183 27V28H184ZM249 27V26H248ZM104 28V27H103ZM107 28H109L110 29V27H107ZM113 28V27H112ZM111 28V29H112ZM141 28V27H140ZM142 28H141V31H142ZM165 28V27H164ZM171 28H172V26H171ZM170 28V29H171ZM175 28V27H174ZM184 28V31L185 30H187V29H185ZM193 28V27H192ZM192 28H191V31H190V28L188 29V31H190L191 33H192ZM195 28H198V27H195ZM243 28V27H242ZM255 28H259V27H255ZM1 29V28H0ZM68 29H72V28H68ZM100 29H102V28H100ZM110 29V30H111ZM134 29V28H133ZM161 29H163V28H161ZM194 29V28H193ZM247 29V28H246ZM249 29V28H248ZM247 29V30H248ZM254 29V28H253ZM253 29H250V30H253ZM264 29V28H263ZM79 30V29H78ZM103 30H105V29H103ZM102 30V31H103ZM110 30H109V32H110ZM123 30V29H122ZM135 30H137V29H135ZM169 30V29H168ZM239 30V29H238ZM242 30V29H241ZM258 30H260V29H258ZM94 31L96 32V33H94ZM113 31V30H112ZM131 31V30H130ZM162 31H164V30H162ZM175 31V30H174ZM178 31V30H177ZM180 31H181V29H180ZM180 31H178V32H180ZM244 31V30H243ZM243 31H242V34H243ZM254 31H255V29H254ZM263 31V30H262ZM262 31H259V32H262ZM72 32V31H71ZM77 32V31H76ZM80 32V31H79ZM105 32H108V31H105ZM119 32V31H118ZM123 32V31H122ZM126 32V31H125ZM125 32H124V34H125ZM158 32V34H156V35H161L162 36V34H160V31L158 30L157 31ZM156 32V33H157ZM166 32V28H165V31H164V33ZM171 32H173L172 30H171ZM186 33H189V32H187V31H185ZM204 32H208L207 34H209L208 36H207V38L206 37H204V36H206L205 34L203 35V33ZM236 32H237V30H236ZM247 32V31H246ZM248 32H250L249 30H248ZM101 33H103V32H101ZM130 33V32H129ZM137 33V32H136ZM163 33V32H162ZM163 33V34H164ZM184 33V32H183ZM182 33V34H183ZM185 33V34H186ZM190 33V34H191ZM240 33V32H239ZM252 33V32H251ZM254 33H256V35H257V32L255 31ZM253 33V34H254ZM263 33V32H262ZM13 34V33H12ZM77 34V33H76ZM122 34V33H121ZM152 34V33H151ZM165 34H167V32L165 33ZM172 34H174V32L172 33ZM212 34H213V36H212ZM238 34V33H237ZM107 35H109V33L107 34ZM123 35V34H122ZM133 35V34H132ZM155 35V36H156ZM170 35V34H169ZM202 35V36H201ZM258 35H261V33L260 34H258ZM264 33L261 35L262 36V38L264 39ZM3 36V35H2ZM6 36V35H5ZM9 36H11V35H9ZM21 36V35H20ZM79 36V35H78ZM82 36V35H81ZM161 36H159L160 37V39L163 37H161ZM164 36H166L165 38H169V37H167L168 36V34L167 35H164ZM180 36H181V34H180ZM184 37H185V35H183ZM187 36H188V34H187ZM187 36H186V38H187ZM190 36V35H189ZM211 36H212V38H211ZM238 36H242V35H238ZM244 36V35H243ZM101 37H102V39H101ZM116 37V36H115ZM117 37H120V34H118L117 35ZM117 37H116V39H117ZM130 37H134V36H130ZM137 37V36H136ZM136 37H135V39H136ZM159 37H156V39L158 40L159 39ZM191 37V36H190ZM193 37V36H192ZM233 37V38H232ZM252 37V36H251ZM250 37V38H251ZM2 38V37H1ZM0 38V39H1ZM8 38V37H7ZM75 38V37H74ZM74 38H73V40H74ZM154 38V37H153ZM172 38V37H171ZM180 38V37H179ZM185 38V39H186ZM189 38V37H188ZM5 40V38H2V40ZM71 39V38H70ZM78 39V38H77ZM120 38H118L117 40L120 42L121 41V39L119 40ZM127 39V38H126ZM156 39H153V40H156ZM162 39H164V38H162ZM235 39H237V40H235ZM111 40V39H110ZM114 40H115V38H114ZM116 40V41H117ZM124 39H122V41H123ZM132 40V39H131ZM151 40H152V38H151ZM167 40H169V39H166V41ZM181 40V39H180ZM182 40H184L183 39V37H182ZM190 41H191V39H189ZM245 40V39H244ZM252 40V39H251ZM250 40V41H251ZM256 40L257 41H261L262 39H260V38H256ZM75 41V40H74ZM76 41H78V40H76ZM87 41V40H86ZM117 41V42H118ZM121 41V42H122ZM130 41V40H129ZM129 41H128V43H129ZM161 41V40H160ZM160 41H158V44H157V42H156V44L157 45H159V42ZM164 41V45L166 46V49H167V47H169V46H167V43L169 42L170 43V41L171 40H169L168 42H166V44H165V40H163ZM163 41H161V42H163ZM196 41V40H195ZM242 41V40H241ZM253 41V40H252ZM0 42H1V40H0ZM4 41H2V43H3ZM5 42L6 43H3L4 45L3 46H5V44H7V42H8V40L6 41L5 40ZM14 42V41H13ZM64 42V41H63ZM79 42V41H78ZM77 42V43H78ZM120 42V43H121ZM125 42V41H124ZM126 42H127V40H126ZM125 42V43H126ZM151 42V41H150ZM155 42V41H154ZM246 42V41H245ZM244 42V43H245ZM256 42V41H255ZM66 43V42H65ZM84 43H85V39H84ZM109 43V42H108ZM128 43H126V44H128ZM129 43V44H130ZM168 43V44H169ZM173 43V42H172ZM189 43V42H188ZM210 44V47H209V45L208 44ZM247 43V42H246ZM74 44V42H72V45ZM124 44V43H123ZM125 44V45H126ZM150 44V43H149ZM163 44V43H162ZM162 44H160V45H162ZM171 44V43H170ZM220 44H226L227 46V48H230V50H228V49H224L223 47L225 46V45H221L222 46V48H221V46H220ZM237 44V43H236ZM255 44V43H254ZM258 44V43H257ZM257 44H255V45H257ZM260 44V43H259ZM1 45V44H0ZM7 45H10L9 43L7 44ZM77 45V44H76ZM85 45V44H84ZM84 45L82 46L83 48H84ZM116 45H118V44H116ZM124 45V47H126V46H128V45H126L125 46ZM152 45H153V42H152ZM155 45V44H154ZM153 45V46H154ZM159 45V46H160ZM163 45V46H164ZM208 45V46H207ZM211 45H213V46H211ZM219 45V46H218ZM239 45H240V43H239ZM242 45H243V43H242ZM245 45H247V44H245ZM244 45V46H245ZM251 45V44H250ZM253 45V44H252ZM251 45V46H252ZM260 45H262L263 47H264V45L263 44H260ZM65 46V45H64ZM74 46V45H73ZM78 46V45H77ZM80 46V45H79ZM79 46H78V48H79ZM136 46V47H137ZM197 46V47H196ZM206 46L207 47H209V48H212V55H210L209 56V54H208V50H207V48H206ZM237 46H238V44H237ZM243 46V47H244ZM1 47H2V45H1ZM9 47H11V46H9ZM9 47H8V49H9ZM72 47V46H71ZM81 47V48H82ZM115 47V46H114ZM122 47V46H121ZM120 47V48H121ZM123 47V48H124ZM152 47V46H151ZM151 47H149V48H151ZM213 47H214V49H213ZM221 48V49H219V48ZM232 47H234V49L232 48ZM241 47V46H240ZM242 47V48H243ZM253 47V46H252ZM3 48V47H2ZM1 48V49H2ZM4 48H7V46L6 47H4ZM89 48V47H88ZM87 48V49H88ZM106 48V49H105ZM128 48V47H127ZM131 48L128 50V51H130L131 50ZM163 48V47H162ZM161 48V50H164V49H162ZM165 48V47H164ZM182 48H184V47H182ZM189 48V47H188ZM232 48V49H231ZM11 49V48H10ZM70 49V48H69ZM126 48H124L123 50H125ZM141 49H140V51H141ZM153 49V48H152ZM159 50H160V48H158ZM165 49V50H166ZM170 49V48H169ZM180 49V48H179ZM185 49V48H184ZM246 49H248V47H246ZM262 49V48H261ZM5 50V49H4ZM52 50V49H51ZM54 50V49H53ZM70 50H72V49H70ZM75 50V49H74ZM84 50H86V49H84ZM116 50V49H115ZM147 50H150V49H148L147 48ZM163 51V52H160V56L159 57H157V58H155L156 59V62H155V60L154 59H152L151 60V58H150V60H151V63H149V65L150 64H152V61L154 60V62H153V64L154 63H159L160 62V60L161 59H164V57H166L165 55H164V57L163 58H161L160 59V57H161V53L163 54L164 52L166 53V51ZM183 50V49H182ZM214 50V51H213ZM237 50V49H236ZM255 50H256V48H255ZM260 50V49H259ZM1 51V50H0ZM78 51V50H77ZM87 51H89V50H87ZM108 51H109V53H110V55L108 54ZM114 51V50H113ZM126 51V50H125ZM168 51V50H167ZM177 51V50H176ZM180 51V50H179ZM198 52L199 54H197V53H195V52ZM238 51V50H237ZM241 51V50H240ZM238 52L240 55H242V57H240V58H242V60L244 61V59L247 57V54L248 53H250L249 52V50L248 51H245V53H247L246 55H245V58H243V54H241V52ZM261 51V50H260ZM2 52H4V51H2ZM7 52V51H6ZM79 52V51H78ZM117 52H118V50H117ZM123 52V51H122ZM143 52V51H142ZM182 52H184V51H182ZM253 52V51H252ZM258 52V51H257ZM257 52H256V54H257ZM34 53V52H33ZM114 53L115 54H119L118 55V58H117V56H115L114 55ZM125 53V55L127 54V53H129V52H124ZM123 53V54H124ZM136 53V52H135ZM139 53V52H138ZM164 53V54H165ZM174 53V52H173ZM177 53V52H176ZM185 53V52H184ZM183 53V54H184ZM191 53V54H190ZM244 53V52H243ZM259 53V52H258ZM50 54V53H49ZM79 54H80V52H79ZM141 55H143L142 53H140ZM150 57L152 56V55H155V54H159V52H158V50H157V52L155 51V52H152V54L151 53H147ZM147 54H145L146 55V57H147ZM179 54V53H178ZM261 54V56L262 55H264L263 54V52H261L260 53ZM36 55V54H35ZM35 55H31L32 57L31 58H34V56ZM77 55V56H76ZM113 55H114V57H113ZM138 55V54H137ZM173 55V54H172ZM199 55V56H198ZM251 55V54H250ZM253 55V54H252ZM136 56V55H135ZM148 56V57H149ZM156 56V55H155ZM180 56H182L181 54H180ZM195 56H198V58H199V61H200V63L197 61L198 59H196L197 57H195ZM212 56V57H211ZM255 56H257V55H255ZM261 56H259V58L261 57ZM45 57V56H44ZM125 57V56H124ZM124 57L122 56V58L124 59ZM132 57V56H131ZM142 58H141V60L143 59H145V57L144 56H141ZM172 57V58H171ZM169 56V59L171 58V60H173V56ZM191 57H192V59H191ZM248 57H249V55H248ZM71 58V59H70ZM121 58V57H120ZM121 58V59H122ZM139 58H140V56H139ZM182 59H180L181 61L183 60L184 61V58L183 57H181ZM186 58H187V56H186ZM250 59L249 60H255L254 59V57H249ZM251 58H253V59H251ZM259 58H256V60H255V62L257 61V59H259ZM262 58V57H261ZM261 58H260V60H261ZM263 58H264V56H263ZM40 59V58H39ZM43 59V58H42ZM48 59V58H47ZM52 59V58H51ZM128 59H129V57H128ZM138 59V58H137ZM137 59H136V63H137ZM147 59V58H146ZM145 59V60H146ZM157 59H159L158 61H157ZM194 59H195V61H196V63L194 62ZM209 59V60H208ZM233 59V62H234V64H233V62H228V65L229 66H225V65H223L224 66V68H225V71H227V74H231V76H233L232 74H234V72L236 71V73L234 74L235 75V77L236 78H238V75H240L239 73H237V72H239L240 70H239V65L241 64V62H240V64H238V69L236 68V70H235V65H236V63H237V60H234ZM4 60H5V58H4ZM73 60V61H72ZM141 60H138L139 62H141ZM145 60L143 61V63L141 64L142 66H148V63L147 62H149V61H146L145 62ZM148 60H149V58H148ZM170 60V61H171ZM187 60V59H186ZM185 60V61H186ZM214 60V61H213ZM239 60H241V59H238V61ZM249 60L247 61V60H245L246 62H249ZM262 60H264V59H262ZM29 61V60H28ZM51 61H54V60H50L49 61V63H52V64H54L53 62H51ZM64 61V63H65V61L66 60H63ZM79 61V62H78ZM126 62L128 61L127 59L125 60ZM133 61H134V55H133V57L131 58V60H130V62L128 63L131 67L130 68H132V64H131V62L133 63ZM163 61V60H162ZM176 61H179L178 60V58H177V60ZM184 61V62H185ZM207 61L208 62H210V63H208L207 64ZM21 62V61H20ZM46 62V61H45ZM74 62V63H75ZM92 62V61H91ZM90 62V63H91ZM146 64H145V63ZM169 62V61H168ZM172 62V61H171ZM180 62V61H179ZM183 62V63H184ZM197 62L199 63V64H197ZM222 62H224V63H222ZM254 62V61H253ZM254 62V64L253 65H255L256 64V66H253V68L254 67H256V69H255V71L256 70H258L259 71V69L262 67V65H260L259 66V64H261V63H255ZM176 64V63H178V62H172V64ZM201 63H203L204 65H203V67H202V65H200ZM40 64V63H39ZM51 64V65H52ZM62 64V63H61ZM68 64H70L71 65V63H68ZM73 64V63H72ZM152 64V66L153 67H155V65H153ZM162 64V63H161ZM164 64H165V62H164ZM164 64H162V65H164ZM169 64H170V62H169ZM169 64H168V66H169ZM181 64H182V62H181ZM185 64H186V62H185ZM195 64V65H194ZM196 64L198 65L197 67H199V68H201V69H199V68H197L196 67ZM211 64V65H210ZM257 64H258V66L260 67L259 69L257 68ZM50 65V64H49ZM70 65H68V66H70ZM88 65H90V66H88ZM135 65V64H134ZM134 65H133V67H134ZM138 65V64H137ZM136 65V66H137ZM156 65H158V64H156ZM179 65V63L176 65V67ZM231 65V66H230ZM244 65H245V63H244ZM250 65V64H249ZM249 65L247 66V67H249ZM251 65H252V63H251ZM46 66H48V65H46ZM63 66H66V68H68L67 67V63L66 64H64V65H62V67ZM73 66V65H72ZM139 66H140V63H139ZM138 66V67H139ZM152 66L150 65V67L148 66V67H146L147 69V72H151V68H152ZM160 66V65H159ZM172 66V65H171ZM171 66H170V68H171ZM186 66V65H185ZM195 66V67H194ZM241 66H243V65H241ZM49 67V66H48ZM74 67H75V65H74ZM80 67H77V70L76 71H78V70H80L81 68ZM92 67V68H91ZM157 67V66H156ZM156 67H155V69H156ZM164 67V66H163ZM179 67H180V65H179ZM192 67H194V68H197V70H195L194 71V68H192ZM219 67V66H218ZM226 67H228V70H226ZM229 67H230V69H231V67H234L233 69H232V71L230 70L229 71ZM251 67V66H250ZM249 67V68H250ZM114 68V69H113ZM172 68H175V66L173 65V67ZM171 68V69H172ZM182 68V67H181ZM180 68V70H178L177 68H176V70L177 71H182V69ZM189 68V69H190ZM224 68H221V67H219L218 69L216 68V69H211L212 70V73L214 74L216 71H214V70H217V71H219V70H222L223 71V74H224ZM245 68V67H244ZM252 67L250 68V69H248V70H252L253 69ZM63 69L65 70V67H63ZM69 69H71L70 67H69ZM137 69V68H136ZM144 69V68H143ZM149 69H151V70H149ZM155 69L153 70V71H155ZM188 68H187V70H189ZM205 68H204V70H203V75H204V77H205V74H204V72H205V70H206ZM253 69V70H254ZM66 70H68V69H66ZM72 71H74L75 69H71ZM82 70H80V71H82ZM89 70H91V71H89ZM118 70V69H117ZM120 70V72H123V74H125L124 73V71L122 70L121 71ZM141 70V69H140ZM139 70V73L142 71V72H144L143 70H141L140 71ZM159 70H161V68L159 69ZM164 70H165V68H164ZM170 70V69H169ZM169 70H168V72L166 73H163V74H168L169 73ZM174 70V71H173ZM183 70H184V68H183ZM186 70V69H185ZM239 70V71H238ZM244 70V69H243ZM248 70H246L247 72H248ZM253 70L250 72V73H253ZM263 70V69H262ZM261 69H260V71H259V73L262 71ZM69 71V70H68ZM116 71V70H115ZM119 71V70H118ZM158 71V70H157ZM167 71V70H166ZM170 71H172L173 73L175 72V69H172V70H170ZM209 71V70H208ZM214 71V72H213ZM222 71H219L218 73H221ZM234 71V72H233ZM258 71L257 72H254V73H258ZM83 72V71H82ZM114 72V71H113ZM129 72H131V71H129ZM133 72H135L134 74H136L137 72L134 70ZM133 72H131V74L133 73ZM141 72V73H142ZM189 73V71L187 72L188 74H192L191 76H195L194 75V73ZM210 72V71H209ZM229 72V73H228ZM230 72H232V73H230ZM244 72V71H243ZM246 72V73H247ZM263 72H264V70H263ZM100 73V72H99ZM140 73V74H141ZM145 73H146V71H145ZM155 73H157V72H155ZM182 73H183V71H182ZM206 73H207V71H206ZM218 73H215L216 75H217V77H218ZM246 73H244V74H242V75H245ZM258 73V74H259ZM144 73H142L141 75H143ZM170 75L172 74V73H169ZM175 74H180V73H175ZM222 74V76H224V77H226V74H224L223 75ZM236 74H237V76H236ZM183 75H184V73H183ZM186 75V74H185ZM203 75H202V77H203ZM211 76V74H207V76ZM242 75H240V78L241 79H248L250 76H252L253 74H251V75H249V77H248V75L246 76V78L244 77V78H242ZM153 76H155V75H153ZM167 76H169V75H167ZM173 76V75H172ZM175 76V75H174ZM173 76V77H174ZM180 76H182V75H180ZM189 76V75H188ZM196 76H201V75H196ZM220 76V75H219ZM231 76H227V79L229 78V77H231ZM255 76H257L256 74H255ZM255 76H252V77H255ZM176 77V76H175ZM217 77H215L216 79H217ZM224 77H222L223 79H224ZM234 77V78H235ZM248 77V78H247ZM189 78H191V77H189ZM210 78V77H209ZM219 78V77H218ZM233 78V79H234ZM260 78H262V76H260ZM212 79V78H211ZM214 79V78H213ZM250 79H252V78H250ZM255 79H257V77H255ZM156 80V79H155ZM206 80V79H205ZM226 80V79H225ZM211 81V80H210ZM249 81H251V80H249ZM252 81H253V79H252ZM220 82V81H219ZM261 82H263V81H261ZM3 94V93H2ZM6 96H7V94L6 93H4ZM13 95V94H12ZM0 96H3L4 97V95H0ZM5 96V97H6ZM11 96V95H10ZM12 97H15V96H12ZM2 98V97H1ZM9 98H11V97H9ZM3 99V98H2ZM2 99H0V101H4V100H6V98L4 99V100H2ZM22 99V98H21ZM13 100V99H12ZM7 101L9 102V99H7ZM11 101V100H10ZM16 101V100H15ZM33 101H35V100H33ZM6 102V101H5ZM12 102V101H11ZM21 102V101H20ZM38 102V101H37ZM41 102V101H40ZM45 102V101H44ZM63 103V105L67 108V109H69L68 107H71V106H66V105H72L71 104V102H69V100H62V101H59L58 102V104L60 105V107H61V105H62V103ZM17 103V102H16ZM35 103V102H34ZM41 103H43V101L41 102ZM56 103V102H55ZM54 103V106L56 105ZM169 103H171V105L172 106H170L169 105ZM185 103H188V102H184V101H181V102H170V101H164L163 103H160V104H154V103H151V102H144V101H135V102H133V103H131V102H128V103H126V104H124V105H122L119 109H115V110H117L119 113H118V117H117V122L118 123H120L121 125H128V128H129V125H150L149 127L151 128H148L147 129V126H146V129H145V127L143 128V126L141 127V128H143L144 129V132L146 133V132H149V130H152V134L151 133H147V135L148 134H151L152 136H154V134H156V132H158L156 135L158 136V137H156V135L154 136L155 138H152V137H150L149 136V139L151 140H155L156 141V139L157 138H159L160 136V134H161V136L164 134V133H167V131L168 130H166L165 129V131L163 130L162 131V129H164L167 125H169V126H172V127H174L175 125H178V126H180V125H205V126H210V127H208L207 129H210L211 128V125L213 126V128L210 130L211 132H209L210 133V135L212 134V130H215V132H217L218 133V135L220 136V137H218V135H216L217 137H216V140L218 141L219 139H220V141L222 140L223 142H225L226 144H223L222 143V146H225L226 147V145H227V147L226 148H228L229 147V149L228 150H230V152L232 153V152H234V154L232 153V156L234 157V155H236L235 156V158L237 157V154H239V158L242 156V155H244V157L243 158H245V155L246 154H248V156L250 155L249 154V152H251L252 150H256L257 148H258V146H256V145H254V144H252V145H250V146H248V147H244L245 146V144H246V141H247V145H248V143L250 144V142H248L250 139H254V141H257V140H261L263 143H264V124L263 125H261L260 123H262V122H260L259 124L258 123H256L255 124V122H254V124L252 123V124H248V125H245V123L244 122H242V121H240V119H236L235 118V116H229V117H220V116H209V115H204V113H201V112H199V111H197V110H194V109H187V108H185L184 107V105H185ZM3 104H4V106H3V108L5 109H2L3 111H1V109H0V122H1V124H2V122L4 121H7L8 123H9V121L8 120H6L5 119V116L7 117V115L9 116V114H10V112H11V115H13V113L15 112V108L13 107L14 106V104H13V102H12V107L14 108V109H12V107L10 108V109H12V110H10V112H9V108H6V106H5V103L3 102ZM2 104V105H3ZM38 104V103H37ZM36 103L35 104H32V105H37ZM46 104H48V103H46ZM50 104V103H49ZM78 104H80V105H83V104H81V103H78ZM0 105H1V102H0ZM1 105V106H2ZM20 105V104H19ZM22 105V104H21ZM31 104H30V106H31V108L33 107ZM39 105V104H38ZM92 105V107H94V105L93 104H91ZM90 105V106H91ZM0 106V107H1ZM8 106H10L9 105V103H8ZM7 106V107H8ZM16 106V105H15ZM24 106V105H23ZM41 106H45V105H43V104H41ZM54 106H51V109L52 108H54ZM58 106V105H57ZM64 106H62V108H59V106H58V108L59 109H61V110H58V108H56V111H53V110H49V111H45V109L46 108H44V109H41V108H38V109H41L42 111H40V112H42V114H39V115H41L42 116V118H41V116H40V118L42 119L40 122L42 123V125H40L41 127L43 126V114H44V112H48V114H46V115H48L49 116V113H50V115H52L53 114V112H54V114H56V112H57V115H52L53 117H55V119H56V123L55 124H57V117L59 118V116L61 115V116H63V115H65L64 113H66V112H64ZM99 106V105H98ZM96 107V106H95ZM16 108H18V112L20 113L21 112V110H22V108H21V110H20V108L19 107H17L16 106ZM49 108V107H48ZM74 108H75V106H74ZM98 108V110L100 111H102V109H104V108H101V107H97ZM101 108V109H100ZM106 109H107V107H105ZM109 108H111V107H109ZM8 110V112H9V114L7 113V115L5 114V111L7 112V110ZM30 109V108H29ZM33 109V108H32ZM34 109H36V107H34ZM67 109H65V111H67ZM89 109V108H88ZM91 110H93L92 108H90ZM95 109V108H94ZM111 109H113V108H111ZM110 109V111L112 112L113 110H111ZM223 109V108H222ZM20 110V111H19ZM55 110V109H54ZM75 110L76 111H78V119L77 120H79L78 122L80 123V125H88L89 124V122L91 121V119H88V118H91L94 114V112L92 113V112H90V114L88 115V116H86V114H85V110L83 109V108H75ZM86 110H87V108H86ZM96 110V109H95ZM107 110H109V109H107ZM30 111H32V110H30ZM36 112L38 111L37 109L35 110ZM44 111V112H43ZM50 111H53L52 113L50 112ZM97 111V110H96ZM104 111V110H103ZM13 112V113H12ZM22 112H23V110H22ZM21 112V113H22ZM28 113H29V111H27ZM32 112H34V111H32ZM39 112V111H38ZM39 112V113H40ZM62 112H64V113H62ZM68 112V111H67ZM105 112H107L108 113V111H105ZM114 112L117 114V112L116 111H113L112 113L114 114ZM15 113H17V112H15ZM14 113V114H15ZM19 113H18V115H19ZM76 113V112H75ZM91 113L93 114V115H91ZM106 113V114H107ZM25 114V113H24ZM27 114V113H26ZM31 114V113H30ZM68 114V113H67ZM99 116H100V112H98L97 113ZM103 114V113H102ZM109 114H110V112H109ZM115 114V115H116ZM11 115H10V119H11ZM18 115H17V117H18ZM21 115V114H20ZM115 115H106L104 118H102V116H100V118L99 119H104L105 120V122L106 123H108V124H110V123H112V122H114V120L116 119V116ZM30 115H28V117H29ZM32 116V115H31ZM30 116V117H31ZM35 116H38V115H35ZM34 116V117H35ZM66 116V115H65ZM91 116V117H90ZM96 116V115H95ZM95 116H93V117H95ZM13 117H14V115H13ZM21 117H22V115H21ZM21 117H18V118H21ZM26 117V116H25ZM33 117V118H34ZM64 117V116H63ZM8 118V117H7ZM8 118V119H9ZM27 118V117H26ZM32 118V119H33ZM38 119H39V117H37ZM66 118H67V116H66ZM74 118V117H73ZM17 119V118H16ZM25 119V118H24ZM30 119V118H29ZM38 119H36V117H35V119H33V121L34 120H38ZM51 119H53V118H51ZM63 119V118H62ZM62 119H61V122H62ZM68 119H70V117L68 118ZM96 120L98 119V118H95ZM235 119L237 120V123L238 122H240V123H243L244 125H240V123H239V125L237 124V125H235ZM12 120V119H11ZM21 120H22V118H21ZM46 120H48V119H46ZM45 120V121H46ZM65 120V119H64ZM64 120H63V123H64ZM75 120V119H74ZM74 120H73V122H74ZM93 120V119H92ZM96 120L95 121H93V122H96ZM17 121V120H16ZM19 121V120H18ZM23 121V120H22ZM27 121H29L28 119H25L24 121H23V125H27V127H28V125L30 124V122H28L27 123ZM39 121H37V122H34V126L35 125H37L38 124V122ZM51 121H53V120H51ZM50 121V122H51ZM59 121V120H58ZM71 121V120H70ZM76 121V120H75ZM100 121V120H99ZM116 121V120H115ZM3 122V123H4ZM6 122V123H7ZM11 122V121H10ZM60 122V121H59ZM68 122H69V120H68ZM72 122V121H71ZM77 122V123H78ZM93 122H91L90 123V125H93L92 123ZM100 122H102V121H100ZM252 122V121H251ZM49 123V122H48ZM96 123H99V122H96ZM116 122H114V124H115ZM246 123H248V121L246 122ZM1 124H0V126H1ZM32 124H33V122H32ZM45 124V123H44ZM50 124V123H49ZM54 124V125H55ZM62 124V123H61ZM66 125H67V123H65ZM70 124V123H69ZM68 124V125H69ZM72 124V123H71ZM74 124V123H73ZM120 124H118V125H120ZM258 124V125H257ZM3 125V124H2ZM5 125H8V124H4V126ZM11 124H9L8 125V127L10 126ZM22 125V126H23ZM45 125H48V124H45ZM50 125H52V124H50ZM53 125V126H54ZM60 125V124H59ZM96 125H98V124H96ZM103 125H104V123H103ZM116 125H117V123L115 124V128H116ZM151 125H156V127L157 128H154L153 126H151ZM233 125H235V126H233ZM19 126V125H18ZM22 126H21V128H22ZM31 126V125H30ZM33 126V125H32ZM38 126H39V124H38ZM49 126V125H48ZM56 126V125H55ZM104 126H106L107 127V125H104ZM125 126H123L124 128L123 129H126V127ZM168 126V127H169ZM7 127V128H8ZM10 127H12V126H10ZM9 127V128H10ZM20 127V126H19ZM27 127H26V130H27ZM37 127V126H36ZM35 127V128H36ZM44 127V126H43ZM42 127V128H43ZM58 127V126H57ZM100 127H103L102 126V124H101V126ZM117 127H119V126H117ZM132 127H134L135 128V126H132ZM140 127H136V128H140ZM153 127V128H152ZM203 127V126H202ZM9 128H8V130H9ZM23 128L25 129V127L23 126ZM22 128V129H23ZM32 128V127H31ZM45 128H47V127H45ZM51 128V127H50ZM53 128V127H52ZM120 128V127H119ZM118 128V129H119ZM122 128V127H121ZM135 128V129H136ZM167 128V127H166ZM171 127H169V131L171 130L170 129ZM177 127H175V129H176ZM180 128H184V127H178L177 128V130L178 129H180ZM186 128V127H185ZM5 129V127H0V134H3L2 132L3 131H5L4 130ZM41 128H39L38 130H40ZM54 129V128H53ZM97 129H101V128H97ZM203 129V128H202ZM207 129H205L204 131V133H205V135H206V131H208ZM11 130H12V128H11ZM25 130V131H26ZM33 130V129H32ZM41 130H44V128L43 129H41ZM48 130V129H47ZM46 130V131H47ZM50 130L51 129H49L47 132H45L44 131V134H46L47 133V135H48V137L50 138L52 135H55V134H52L51 136H49L50 135ZM56 130H57V128L55 129V131H53V133H55L56 132ZM92 130H93V128H92ZM111 130V129H110ZM129 130V129H128ZM131 130V129H130ZM141 130V129H140ZM145 130H148V131H145ZM154 130V131H153ZM20 131V130H19ZM22 131H24V130H22ZM22 131L20 132V134L22 133ZM28 131H30V129L29 130H27V132ZM104 131H106V130H104ZM107 131H108V129H107ZM179 131V130H178ZM181 131H183V130H181L180 129V132H177V133H174L173 132V130H172V132L175 134L174 136H175V138L178 136L177 134H179V133H181ZM185 131H186V129H185ZM35 132V131H34ZM33 132V133H34ZM37 132V131H36ZM40 132V131H39ZM50 132V133H49ZM58 132H60V131H58ZM86 132V131H85ZM84 132V133H85ZM151 132V131H150ZM153 132H155V133H153ZM172 132L169 134V136L171 135V137H172V139H173V137L174 136H172ZM176 132V131H175ZM235 132V134H233ZM9 133H11V132H9ZM30 133V132H29ZM27 134V135H29V136H31V133L30 134ZM43 132L41 131V134H42ZM49 133V134H48ZM103 133V132H102ZM112 133V132H111ZM135 133V132H134ZM138 133H140L139 131L138 132H136V134H138ZM160 133V134H159ZM184 133V132H183ZM214 133V132H213ZM6 133H4V135H5ZM44 134H42V135H44ZM56 134H57V132H56ZM58 134H60V133H58ZM57 134V135H58ZM62 134V133H61ZM97 134H99V133H97ZM106 134V133H105ZM114 134V133H113ZM112 134V135H113ZM185 134V133H184ZM17 135V134H16ZM22 135H24V133H22ZM21 135V136H22ZM26 135V134H25ZM26 135V136H27ZM41 135V136H42ZM52 136L51 138H55V139H58L57 137L58 136ZM63 135H65V134H63ZM86 135V134H85ZM112 135H111V137H112ZM129 135H130V133H129ZM182 135V134H181ZM181 135L180 136H178L179 138L181 137ZM207 135H208V133H207ZM235 136V138L233 137V136ZM238 135H240L241 137H238ZM0 136H2V135H0ZM10 136H12V134L11 135H9L8 134V137H10ZM15 136V134H13V136L11 137V140H12V138H13V140H14V137ZM18 136H20V135H18ZM66 137L68 136V135H65ZM77 136H78V134H77ZM95 136V135H94ZM108 136V135H107ZM136 136V135H135ZM164 136V135H163ZM160 137L159 139H162V138H164L165 140L166 139H168V140H170L168 137H167V134L165 135V137H167V138H165V137ZM4 137V136H3ZM2 137V139H5V137L3 138ZM23 137V136H22ZM22 137H20V138H22ZM25 137V136H24ZM23 137V138H24ZM32 137V136H31ZM33 137H35L34 135H33ZM44 137H45V135H44ZM212 137H214L215 138V136H213V134H212ZM243 137H246L245 138V141L243 140ZM39 138L40 137H38V141H39ZM49 138L47 139V140H49ZM60 138H61V135H60ZM59 138V139H60ZM63 138V140L62 141H64V137H62ZM61 138V139H62ZM68 138H70L69 136H68ZM73 138V137H72ZM71 138V139H72ZM89 138V137H88ZM93 138V137H92ZM96 138V137H95ZM138 138H139V136H138ZM176 138V139H171L174 143H179L180 144V139L183 141V138L184 137H182V138ZM205 138H206V136H205ZM219 138V139H218ZM236 138H238L239 139V141H240V138H242V140L244 141V143L245 144H243V146H242V143L241 144H239L238 142H237V140L238 139H236ZM249 140H248V139ZM25 139H28L29 140V138L27 137V138H25ZM25 139H23L24 141H25ZM36 138H34L33 140H35ZM41 139V138H40ZM60 139V140H61ZM163 139V140H164ZM179 139V140H178ZM186 138H184V140H185ZM188 139V138H187ZM233 139H235V144H234V140ZM7 140V139H6ZM6 140L4 141V143L6 142ZM9 140V141H8ZM7 140V143L9 142L10 143V139H8ZM18 140V139H17ZM43 140V139H42ZM93 140V139H92ZM92 140H90V141H92ZM158 140V139H157ZM163 140H161V141H163ZM175 140H178V142H176ZM3 141V140H2ZM27 141V140H26ZM45 141V140H44ZM160 141V142H161ZM189 141H191V139H189ZM196 141V140H195ZM221 141V142H222ZM242 141V142H243ZM253 141V142H254ZM0 142H1V140H0ZM28 142V141H27ZM29 142H31V140H29ZM34 142V141H33ZM47 143H48V141H46ZM51 142V141H50ZM157 142V141H156ZM172 142V143H173ZM186 142V141H185ZM184 142V143H185ZM219 142V141H218ZM221 142H220V144H221ZM7 143H5V145L7 144ZM19 143V146L21 145L20 144V142H18ZM23 143V142H22ZM256 144H257V142H255ZM259 143V142H258ZM2 144V143H1ZM25 144H27L26 142H25ZM186 144H188L187 146H189L190 144L187 142ZM4 145V146H5ZM10 145V144H9ZM24 145V144H23ZM44 145H46V144H44ZM142 145V144H141ZM180 145H184V144H180ZM179 145V146H180ZM235 145V146H234ZM258 145V144H257ZM22 146V145H21ZM25 146V145H24ZM259 146H260V144H259ZM39 147V146H38ZM46 147H49V145L47 146L46 145ZM45 147V151L46 150H48V151H50L49 149L50 148H46ZM161 147V146H160ZM177 147V146H176ZM184 147H186V146H184ZM190 147V146H189ZM191 147H193V146H191ZM190 147V148H191ZM225 147H223V148H225ZM234 147H235V150H234ZM253 147L255 148V147H257L256 149H253ZM261 147V146H260ZM4 148V147H3ZM6 148V147H5ZM8 148H9V146H8ZM139 148H141V147H139ZM175 148V147H174ZM179 148H181V147H179ZM206 148V147H205ZM262 148H263V146H262ZM189 149V148H188ZM187 149V150H188ZM260 149V148H259ZM23 150H24V148H23ZM176 150V149H175ZM193 150V149H192ZM191 149L190 150H188V151H186V149H184L183 151L184 152H182V154H184L185 156H184V158H183V156H182V154H181V158L183 159V161H182V165H183V167L184 168H182L181 167V169L183 170V171H181V172H183L182 173V175H183V180H184V178H186L185 179V181L186 180H188V178H189V181H186L184 184H183V187L184 188H186V184H187V189L186 190H188L187 191V193L186 194H184V195H187L188 194V196L190 195L191 197H197V199L199 200V201H203L204 203H203V206H202V209L203 208H207V209H209V210H211V209H213V205L214 204H216L217 202H218V195H217V193L216 194H214L213 192H211V193H209V191H210V189H209V191H208V189H206V188H204V187H198L197 189L195 188V186L194 185H197L196 183H194V181L195 182H203L204 180H205V178H207V176H206V174L201 178V176H202V174L204 173V168H202V172H201V167L200 166H202L201 164H198V166H199V168L197 167V165L194 167L193 166V164L194 163H192L194 160H193V158L195 157H193L192 156V153H191V151H192ZM234 150V151H233ZM0 151H1V149H0ZM21 151H22V148H21ZM39 151V150H38ZM177 151V150H176ZM179 151H180V149H179ZM190 151V152H189ZM225 151V150H224ZM257 151V150H256ZM256 151H254L255 153H257ZM261 151H262V149H261ZM264 151V150H263ZM262 151V153L264 154V152ZM3 152V151H2ZM2 152L0 153V154H2ZM5 152H6V149H5ZM4 152V153H5ZM211 152V151H210ZM253 151H252V153H254ZM258 152H260V151H258ZM49 153V152H48ZM53 153V152H52ZM254 153V154H255ZM5 154H7L8 155V152L7 153H5ZM15 154V153H14ZM44 154V153H43ZM177 154H179V153H177ZM197 154H198V152H197ZM240 154H241V156H240ZM260 154H261V152H260ZM4 155V154H3ZM16 155H18V154H16ZM180 155V154H179ZM195 155V154H194ZM202 155V154H201ZM262 155V154H261ZM260 155V156H261ZM6 156V155H5ZM12 156V155H11ZM18 156H20V155H18ZM44 156V155H43ZM46 156V155H45ZM51 156V155H50ZM49 156V157H50ZM199 156V155H198ZM252 156H254L253 154H252ZM256 156V155H255ZM264 156V155H263ZM146 157V156H145ZM247 157V156H246ZM3 158H4V156H3ZM23 158V157H22ZM154 158V157H153ZM180 158V157H179ZM188 159V165H187V163L186 164H184L185 162H187L186 161V159ZM238 158V159H239ZM243 158H241V159H243ZM248 158V157H247ZM255 158V157H254ZM261 158V157H260ZM5 159V160H4ZM3 160H4V162H5V164H7V166H8V163H7V161L9 162V160H8V158L6 157V158H4ZM19 157H18V161H19ZM55 159V158H54ZM53 159V160H54ZM196 159V158H195ZM24 159H21V161L22 162H24V164L26 165V161H23ZM56 160V159H55ZM144 160V159H143ZM251 160V159H250ZM259 160V159H258ZM264 160V159H263ZM17 161V162H18ZM21 161H19V162H21ZM243 161V160H242ZM248 161V160H247ZM253 161V160H252ZM256 161V160H255ZM260 161H261V159H260ZM3 162V161H2ZM0 163V220H1V222L3 223H1L2 225L1 226H4V228H3V230H2V233H4V230H5V237L6 238H8L9 239V242H10V240H12L11 242H12V244L10 245V243L7 241L8 239H6V243L8 242V244L7 245H9V246H7V247H5V245H4V247L5 248H7V249H5L4 247H3V249H2V247H1V249L4 251V249L7 251H9L10 252V254L12 255V257H13V259H14V261L12 260V262H11V264H92V261L94 260V258H95V254H93L92 253V245H90V243L87 241V239L85 240L84 239V237H81L80 238V236L81 235H83V230H84V228L86 227H91L93 224H95V221L97 220L96 218H98V219H100V221H101V225H105L106 224V226L107 225H109L108 223H107V218H109V217H113V215H115V213H116V209L115 210H113V208L112 209H108L109 208V205H110V203L109 204H106L105 202H104V200L106 199V198H104V196H100L99 195V192H97L98 191V187H97V185L95 184L97 181L95 180V179H92L91 177H87V176H80L79 178H76V179H73V183H74V185H75V187H77V189H76V191L75 192H70V191H66V190H64L66 187H64V189H61V188H63V187H61V188H53L52 190H49V191H47V193H45L43 196H45L46 197V195L48 196L47 198H49V197H53V196H55L56 194H62V197L64 196V208H63V210H64V212L66 213V215H65V217H66V219H67V216H68V219L71 217V218H73L75 215H77V212L79 211H81L82 209H84V207L83 206H85V208L86 207H88L89 209L88 210H91L92 209V211L94 212V215L93 214H89L88 216H89V218H87V220H86V218H85V223H77L76 221H74V220H71L70 222H68V219L65 221V222H63V223H61L62 225H57V226H51V225H49L50 223L49 222H46V223H40V222H42L41 220H40V222L39 221H37V220H39L38 218H37V220H36V218H34L37 222H39L38 224H36L35 225V222H34V225H31L32 223L29 221V219L28 218H26L27 216H25V219L26 220H28V222L27 223H29L30 222V224H26V223H24V221H23V216H22V214L23 215H25L24 213H21V215H20V210H18V208H17V206H16V203H15V200H14V196H15V192H13V190H12V188H10V184H8V177H7V173H9V168L8 169H6L5 170V173L3 174V170H2V165L1 164H3V163ZM16 162V161H15ZM18 162V163H19ZM43 162V161H42ZM54 162V161H53ZM197 162V161H196ZM195 162V163H196ZM241 162V161H240ZM239 161H238V164L240 163ZM51 163V162H50ZM209 163V162H208ZM248 163H249V161H248ZM5 164H4V166H5ZM17 164V163H16ZM20 165L21 164H23V163H19ZM48 164V163H47ZM190 164H192L191 166H190ZM235 164H237L236 163V160H235ZM241 164V163H240ZM239 164V165H240ZM243 164V163H242ZM259 164V163H258ZM182 165H180V166H182ZM6 166V167H7ZM10 166V165H9ZM17 166V168H18V165H16ZM24 166V165H23ZM22 165H21V167H23ZM39 166V165H38ZM206 165H203V167H205ZM241 166V165H240ZM240 166H239V168H240ZM41 167V166H40ZM54 168V167H53ZM180 168V167H179ZM198 168V169H197ZM207 168H208V166H207ZM244 168V167H243ZM264 168V167H263ZM19 169V168H18ZM26 168H24V170H25ZM43 169V168H42ZM45 169V168H44ZM223 169V168H222ZM247 169V168H246ZM245 169V170H246ZM11 170V169H10ZM23 170V169H22ZM23 170V171H24ZM57 170H58V168H57ZM146 170V169H145ZM200 170V171H199ZM205 170H206V168H205ZM249 170V169H248ZM16 171V170H15ZM52 171V170H51ZM149 171V170H148ZM180 171V170H179ZM229 171H230V168H229ZM19 172V171H18ZM25 172V171H24ZM39 172V171H38ZM54 172H56V171H54ZM61 172V171H60ZM181 172H180V174H181ZM207 172V171H206ZM216 172V171H215ZM17 173V172H16ZM22 173V172H21ZM45 173V172H44ZM62 173V172H61ZM138 173V172H137ZM207 173H209V172H207ZM38 174V173H37ZM142 174V173H141ZM24 175V174H23ZM26 175V174H25ZM40 175V174H39ZM55 175V174H54ZM144 175V174H143ZM214 175H216L217 176V173L216 174H214ZM242 175H244V174H242ZM241 175V176H242ZM16 176H18V175H16ZM38 176V175H37ZM49 176V175H48ZM56 176H58V175H56ZM65 176V175H64ZM240 175H239V173H235V187H237V188H235L236 190H234V191H238L239 189L240 190H242V191H240V192H238L237 194H235V197L232 195L233 193L231 192V191H228V193L225 191H223V189L222 190H219V191H223V193L225 194V197H222L221 199H224L223 201L225 202V204L223 203V205L224 206H222V207H220L221 209H220V212L221 213H219V212H217L218 213V215L216 214V216H214L213 218H212V221L211 222H209V223H207V224H204V222H200V223H203V224H193V225H187V226H189V228L187 229L186 228V230L185 231H187L186 233L188 234H184V233H182L181 232V229H179V228H181L180 227V225H179V223L176 221V220H173V219H171L170 218V213L169 214H167V211H166V213L164 212V214H165V216L163 217V219H161V220H158L157 222L156 221H154L153 223H148V222H142L141 220V222H140V224H141V228H140V224H138L139 225V227H137V228H140L141 230H139V231H137V232H134L135 234H134V236L133 237H131V235H130V238L128 239V240H126V239H124V240H126L125 242H124V244H121V246H116V247H118V248H116L117 250H115V253H114V251L113 250H110V253L111 252H113L114 254H116L115 256L117 257V255H118V258H119V263H118V261H117V259H116V261L115 262H117L118 264H257L256 263V259L258 260L259 259V263L261 262V263H264V262H262L260 259H262V258H264V195L263 196H261L260 194L259 195H257L256 193H254V192H251V191H249L248 189H247V187H245V182L242 180V177H241ZM22 177V176H21ZM26 177V176H25ZM36 177V176H35ZM47 177V176H46ZM205 177V178H204ZM245 178H247L246 177V174H245V176H244ZM16 178V177H15ZM38 178H39V176H38ZM41 178V177H40ZM147 178V177H146ZM156 177H154V179H155ZM200 178H201V181H200ZM209 178V177H208ZM231 178V177H230ZM13 179V178H12ZM35 179V178H34ZM98 179V178H97ZM150 179V178H149ZM153 179V178H152ZM157 179L159 180V177H157ZM161 179V178H160ZM193 180V182L191 183L190 181L191 180ZM199 179V180H198ZM27 180V179H26ZM59 180V179H58ZM64 180H65V178H64ZM67 180H68V178H67ZM101 180V179H100ZM198 180V181H197ZM209 180V179H208ZM257 180V179H256ZM14 181V180H13ZM29 181H32V180H29ZM28 181V182H29ZM35 181V180H34ZM33 181V182H34ZM36 181H37V178H36ZM41 181H42V179H41ZM57 181V180H56ZM152 181V180H151ZM15 182H16V180H15ZM24 182V181H23ZM33 182L32 183H30V184H32L33 185ZM51 182H52V180H51ZM51 182H50V184H51ZM100 182V181H99ZM208 182V181H207ZM206 182V183H207ZM211 182V181H210ZM233 182V181H232ZM27 183V182H26ZM25 183V184H26ZM62 183H65V182H62ZM67 183V182H66ZM72 183V184H73ZM101 183V182H100ZM99 183V184H100ZM234 183V182H233ZM241 183V184H240ZM28 184V183H27ZM180 184V183H179ZM179 184H177L175 187L177 188V191H170V189H169V187L165 184V182H163V181H159L158 182V185H160V191H162V192H160V193H162V195H163V197L165 198V200L164 201H168V202H170V201H172V203L173 202H177L178 201V198H179V196L182 194V190L184 191V188L182 189V186H181V184H180V187H179ZM208 184V183H207ZM211 183H209V185H210ZM13 185V184H12ZM24 185V184H23ZM31 185V186H32ZM38 185V184H37ZM101 185V184H100ZM244 186V187H242V186ZM248 184H246V186H247ZM238 186H240V188L238 189ZM74 187V188H75ZM100 187V186H99ZM206 187V186H205ZM212 187V186H211ZM250 187V186H249ZM30 188V187H29ZM202 188V189H201ZM204 188V189H203ZM101 189H102V187H101ZM215 189V186H213V189L212 190H214ZM238 189V190H237ZM246 189V190H245ZM254 189H256V188H254ZM27 190V189H26ZM30 190V189H29ZM32 190V189H31ZM30 190V191H31ZM36 190V189H35ZM79 190V191H78ZM172 190V189H171ZM181 190V191H180ZM233 190V189H232ZM258 190V189H257ZM41 191V190H40ZM19 192V191H18ZM21 192V191H20ZM19 192V193H20ZM28 192V191H27ZM33 192H34V190H33ZM104 192V191H103ZM215 192V191H214ZM218 192V191H217ZM22 193V192H21ZM30 193V192H29ZM37 193H39V194H41L39 191H37ZM227 193V194H226ZM241 193V194H240ZM27 194V193H26ZM34 194V193H33ZM146 194V193H145ZM144 194V195H145ZM262 194H263V192H262ZM29 195V194H28ZM35 195H36V193H35ZM38 195V194H37ZM222 196H224L223 194H221ZM17 196V195H16ZM19 196H21V194L19 195ZM31 196V195H30ZM40 196V195H39ZM42 196V195H41ZM42 196V197H43ZM159 196V195H158ZM157 194L155 193V191H154V193L153 192H150L149 194H148V196H144L143 198H142V201H145V202H148V201H150V200H152V199H158L157 197ZM106 197V196H105ZM21 198V197H20ZM46 199V198H45ZM63 199V198H62ZM108 199V198H107ZM173 199V200H172ZM189 199V198H188ZM44 200V199H43ZM49 200V199H48ZM47 200V201H48ZM79 202V205L77 204V201ZM225 200H227V203H226V201ZM35 201V204L37 205V207L39 206H41L42 205V207H43V205L44 204H41V199L40 198H37L36 200H34ZM45 201V200H44ZM49 202H50V200H49ZM48 202V203H49ZM84 202V203H83ZM34 203V202H33ZM84 205H83V204ZM165 203V202H164ZM166 204V203H165ZM196 204V203H195ZM62 206V207H63ZM78 206V207H77ZM111 206V205H110ZM162 206V205H161ZM169 206V205H168ZM27 207V206H26ZM25 207V208H26ZM31 207V206H30ZM36 207V206H35ZM191 207V206H190ZM216 207V206H215ZM12 209V210H11ZM20 209V208H19ZM28 209H30V208H28ZM35 209V208H34ZM10 210H11V213H9L10 212ZM85 210V209H84ZM96 210H98V211H96ZM191 211H192V209H190ZM206 210V209H205ZM219 210V209H218ZM23 211V210H22ZM21 211V212H22ZM24 212V211H23ZM28 212V211H27ZM45 212V211H44ZM13 213V214H12ZM26 213V212H25ZM30 214V213H29ZM63 214V213H62ZM79 214V213H78ZM80 215V214H79ZM78 215V216H79ZM214 215V214H213ZM87 216V217H88ZM172 217V216H171ZM210 217V216H209ZM24 219V220H25ZM34 219H32V221H34ZM78 220H80V218L78 219ZM77 220V221H78ZM144 220V219H143ZM46 221V220H45ZM44 221V222H45ZM99 221V220H98ZM100 221H99V223H100ZM148 221V220H147ZM200 221V220H199ZM206 221V220H205ZM26 222V221H25ZM36 222V223H37ZM105 224H104V223ZM135 222V221H134ZM138 222V221H137ZM96 223H97V221H96ZM127 223V222H126ZM53 224H55V223H53ZM127 224H129V223H127ZM137 223H135V225H136ZM191 224V223H190ZM100 225V226H101ZM126 225V224H125ZM124 225V226H125ZM132 225V224H131ZM105 226V227H106ZM116 226V225H115ZM124 226H123V228H124ZM127 226V225H126ZM105 227L104 228H102L101 230H102V232L100 231V233H99V236L97 237V242H98V244H101V245H106V242H109L107 239H109L108 238V236H109V234H110V232H112L110 229H105ZM85 228V229H86ZM127 228H128V226H127ZM130 228V227H129ZM137 228H133L134 230L135 229H137ZM133 229L131 230V231H133ZM212 229H213V231L214 232H212ZM121 231H123V230H121ZM128 231V230H127ZM124 232V231H123ZM85 233V232H84ZM2 236L4 235V234H1ZM89 235V234H88ZM177 235V236H176ZM124 236V235H123ZM129 236V235H128ZM4 236H3V240L2 241H5V238ZM112 237V236H111ZM121 237V236H120ZM2 238V237H1ZM81 239L80 241H78L79 239ZM119 238V237H118ZM118 238H117V241H119L118 240ZM122 238V237H121ZM123 238H125V237H123ZM215 238H217V239H215ZM96 239V238H95ZM1 241V242H2ZM114 241H116V240H114ZM5 243V244H6ZM109 243H111V241L109 242ZM117 243V242H116ZM2 244H4V243H2ZM97 244V243H96ZM117 245H119V243L117 244ZM98 246V245H97ZM100 246V245H99ZM113 246V245H112ZM101 247V246H100ZM106 249H105V248ZM109 246L107 245V247L106 246H102V249L104 248L105 250H107V248H108ZM111 247V246H110ZM109 247V248H110ZM114 247V246H113ZM113 247H111L110 249H113ZM108 248V249H109ZM101 248H99V250H100ZM103 249V250H104ZM114 249H115V247H114ZM95 251H98V250H95ZM101 251V250H100ZM109 251V250H108ZM9 252H6L7 254L9 253ZM93 252H94V250H93ZM104 252V251H103ZM107 252V251H106ZM95 253V252H94ZM105 253V252H104ZM97 254H98V252H97ZM96 254V255H97ZM101 253H99V255H97V258H99L100 256H102V258L104 257L103 255H100ZM8 257L10 256V255H7ZM112 256V255H111ZM114 255L112 256V257H115ZM248 256V257H247ZM105 257H107L106 256V254H105ZM260 257V258H259ZM108 259V258H107ZM106 259V260H107ZM115 259V258H114ZM23 260H24V263H23ZM96 260V259H95ZM111 260V259H110ZM10 261V260H9ZM26 261V262H25ZM103 261V260H102ZM113 261V262H114ZM95 262V261H94ZM93 262V263H94ZM96 262H98V263H100L101 262V260H100V262H99V260L97 259L96 260ZM95 262V263H96ZM105 262V261H104ZM111 262V261H110ZM112 262V263H113ZM8 263H10V262H8ZM260 263V264H261ZM7 264V263H6ZM111 264V263H110ZM114 264V263H113Z\"/></svg>","mask_w":264,"mask_h":264}]
</instances>
